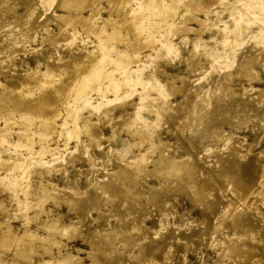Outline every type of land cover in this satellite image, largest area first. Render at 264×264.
<instances>
[{"label":"rangeland","instance_id":"rangeland-1","mask_svg":"<svg viewBox=\"0 0 264 264\" xmlns=\"http://www.w3.org/2000/svg\"><path fill=\"white\" fill-rule=\"evenodd\" d=\"M97 1H96L94 6L104 8L100 12V17L107 18V19L111 20L112 22L99 23L98 25L103 27L101 29L104 30L100 34L99 33L94 34L91 32L84 31V30H82V28L79 25L76 26L77 24H75L76 27H74L72 29V32H73V34L75 33L73 37H75L76 39H74L72 37V35H73L72 32H69V33H67V34H70V36L68 35V37L70 39L69 40L67 37V34L65 35L66 32L63 33L62 35L59 34L57 36L55 33L58 30V28H56L57 26L56 25L54 26L55 22L56 23L59 22L57 24H60L62 21H60L58 19H57V21H55L54 18L56 19L57 14L63 13V11L61 9H59L60 7L58 5V4L63 3V1H61V0H45V1L44 0H33V1L32 0H7V2H6L5 0L4 1L0 0V3H1L0 4V6H1L0 7V22H1L0 23V28H1L0 29V88L4 87L2 91L5 90V87H6V90L7 89L9 90V88H11V87H13V88L16 87L18 85V82H17L18 79L21 80V82H19V85H21L20 83H22V80L24 81V76H25L24 73L26 74V73H28V71L31 72L30 70H32V71L36 70V66H37V70L39 72L45 71L46 68H44V66L46 67L47 66L46 64H48L47 62H49V61H50L49 64L53 61V64L55 63L57 65H55V64L52 65V63H51V65L53 67L54 66L55 67L54 68L52 67L53 68V70H51L53 72V73L51 72L52 76L50 74L46 77V80H48L50 83L47 84L48 86L46 85L44 87L45 93H48V92L51 93L53 91V90H51V88L54 89V87L56 86V83H58L57 81L59 79H60V81L62 80L64 82L63 74L68 76V77L65 76L68 79L73 77V79L71 78V80H74V81H71L70 79L65 80L66 82H68V85L72 86V83H73V86H78L79 84L82 85V83H83V85L81 86V88H82L81 92L80 91L74 92V90H71V92H73V94L69 93L70 95L69 96L67 95V98L64 97L61 100H59L60 98L59 99L57 98L60 102L57 100H56L57 103L54 102L53 106L56 105L55 106L56 108L58 106L60 114H59V117H57V119L55 120V123H56L55 129L53 131H51L53 134L49 130H45L43 127H41L40 124L42 123V119L35 118L34 116L29 115V114H20L19 112L16 113V111H14L15 113L13 112L14 113L13 114V113H11L12 105L11 104L9 105V103L7 104V108L11 109V111L9 109V112L11 114H13V115L10 114V116H13L10 118L14 119L17 122H16V124H15V122L13 123L15 125L11 124L12 126H10V128H9V126H7L9 129H7V127H6V136L7 137L5 136V138H6L5 141H7V142H4L5 145H4V143H0V145H1L0 146V159L1 158L4 159V160H2L3 162L0 161V163L3 164V165L0 164L1 165L0 169L4 170V172H5V174H4V172H2L0 170L1 171L0 172V179L2 178L0 180L2 182V183L0 182V185H1L0 190L2 189V187H3L2 191L5 190L2 194H1L2 191L0 192V210H1L0 211V226H2L4 228V226L8 227V225H9L12 232L15 233V231H13V230H16V234H21L24 232L25 229H27L33 233H38L40 235H48L49 232L44 227V223L49 222V219L51 220V218H54V217L56 218L59 215L57 223L60 226L58 224H56L55 229L52 230L53 233H51V235H54L52 237L53 238L55 237L56 241L58 240V238H60V240H58V242L59 241L62 242V243L60 242L61 243L60 250L62 253L68 252V253H71L72 255H75L77 257V258L75 257V260H74L77 263H75L73 261L72 264H82V263L88 264V263H90V261H89L90 258L88 257L87 252L90 251L91 247L88 243V239L85 240L84 239L85 237L80 235L79 232H81V231H85V232L91 231V232L98 233V237H99V238H97L98 242H102V240H103L102 237H105V232H106V236H107V234L111 233L107 236L108 239H107V237L104 238V240H103L104 243L103 242H102L103 244L101 243V245H103L102 249L100 247V250H98V251L96 250L98 253V254H96V256L99 258V256L101 255L102 257H100L99 260H101V262L104 261L105 264H107V263H110V264H123V263L124 264H134V263L135 264H137V263L138 264H142V263L148 264V260L149 261L153 260V261H150L149 264H215V262H216V264H218V262H219V264H241V263L242 264H250V263L256 264V262H257V264H264V259H263L264 258V252H263L264 251V245H263L264 244V236H263L264 235V229H263L264 224H261L262 222H264V211H263L264 205L261 206L264 203V195H263L264 194V180H263L264 179V33L262 32L264 30V11L262 9V8H264V5H263L264 0H194V1L193 0H181V1L180 0H129V2H128V0L127 1L125 0L124 1L125 6L123 4V6L117 7V9L116 8L115 9L110 8V6L107 4V0H97ZM190 1L193 3H191ZM196 1H198V2H196ZM38 2H39V4H38ZM188 3H189V5H188ZM196 3L197 4L199 3L198 6ZM29 4L32 6V8ZM27 5H29V6H27ZM56 6H58L59 8ZM94 6H93V8H95ZM191 6H194L195 8H192ZM7 7H8V9H7ZM10 7H12V8L10 9ZM24 7H26V8H24ZM29 7L31 9L30 11L32 12V13L31 12H29V13L32 14L33 17H32V15L30 16V14L28 12L24 13V11H26V9L29 10ZM122 7H126V9L125 8H123V9L128 14L126 12H123L124 10H122ZM128 7H129V10H128ZM130 7H132V8H130ZM34 9H36V10H34ZM193 9H195L197 11L194 10L195 12H193ZM22 10H24V11L22 12ZM108 11H110V12L108 13ZM14 12H15V14L17 13L16 16H18V17H16V19H18V20H15V18H14L15 16H13ZM40 12H42V13H40ZM52 12H54V14ZM82 13H83V15H87L89 13L88 9H86V11H84ZM138 13H140V15ZM185 14H187V15L190 14L192 16H196V17L204 20V23H203L204 24L203 25L204 30L201 32L189 31V33H188V31H186L185 33L184 32L181 33L178 28H180V26H183V24L187 25L188 28H194L197 30L200 29V27H201L200 24H198L192 20L188 21L187 18L185 19L184 18ZM23 16H25V17H23ZM26 17H27V19H26ZM35 17H36V19H35ZM13 18H14V20H13ZM30 18H32V19H30ZM34 19H35V21H34ZM25 20L27 23H25ZM185 20H186V22H185ZM12 21H16V23H13ZM34 22H36V23H34ZM17 23H18V25L20 24V26L24 25V23H25L26 24L25 28H24L25 30L21 31V28L23 29L24 26L20 27V30H19L17 28V27H19L17 25ZM69 26H72V25H69ZM69 26L65 25V27H66L65 31L68 32L71 29V27L69 28ZM113 26L119 30H118L117 34H115V35L110 34L109 38H108L107 36H105V32L106 31L110 32L111 29L113 28ZM32 27H35V28L31 29ZM43 27L45 29H43ZM26 28H28V29H26ZM96 28H99V27L97 26ZM48 29H50V30L53 29V30L49 31ZM74 30H76L77 32H74ZM80 30H82V31H80ZM20 32L22 33L21 34L22 36L19 34ZM23 32H24V35H26V36H23ZM45 32H47V33L45 34ZM179 33H181V35ZM234 33H236V34H234ZM48 34H50V35H48ZM91 34H93V35H91ZM63 35L66 37V39L63 37ZM27 36L28 37L30 36V37L28 38ZM53 36H56V37L60 36L61 38L55 37V39H54ZM104 37H106V38L104 39ZM63 38H64V40H66L65 42H64V40H62ZM114 38H115V40H113ZM53 39H54V41H53ZM103 39H104V41H103ZM75 40H77V41H75ZM99 40L102 41L100 44L102 46H99V43H100ZM59 41H60V43H59ZM74 41H75V43H74ZM147 41H148V43H147ZM205 41H206V43L209 44V46H205ZM61 42H63V43H61ZM81 42H83V43H81ZM85 42H87L88 44L90 42V45L93 44V46H90L86 43L88 45V47H86L87 45L85 46ZM16 43H17V45H16ZM66 43H67V45H66ZM51 44L53 46H51ZM79 44L80 45L82 44V46H80ZM103 44L104 45L108 44V45L103 46ZM208 44H206V45H208ZM94 45L96 48H98V50H99V48H100V50L104 49L102 51L104 53L106 52L105 53L106 55L103 52L102 53L99 52L100 50L98 51L96 48L94 49L95 51H93V49H91V47L94 48ZM74 46L77 48L75 49ZM201 46L203 47V49ZM81 47H83V48H81ZM84 47L88 48L86 50L87 52L84 51L85 50ZM102 47H104V48H102ZM8 48L10 49V51ZM11 48H12V50H11ZM19 48H20V50H19ZM79 48L81 49V51L79 50ZM198 48L200 50H198ZM1 50H3V51H1ZM51 50H52V52H51ZM74 50L76 53L74 52ZM90 50H92L91 52H93V53H91ZM70 51H71V53H70ZM96 51H97V54H96ZM53 53L56 54L55 55L56 59L53 58V56H54V55H52ZM84 53H86L87 55ZM89 53H91L92 55L91 54L89 55ZM72 54L76 60L74 58H72ZM102 54H104V56H105L104 59L100 58V57H102ZM69 55L72 59L69 57ZM78 55H79V57L80 56H82V57H80V59H79ZM93 55H94V59H93ZM97 55H101V56L98 57ZM91 56H92V58H89ZM248 56H250V57H248ZM57 57H58V59H57ZM84 57H86V59ZM60 59H61V64H60V62H58V61H60ZM63 60H67V61L63 62ZM89 60H93V62L92 61H90V62L95 64L94 69H95L96 73L99 72L101 77H98V76L97 77H88L87 76L86 68L89 64V62H88ZM1 61H2V64H1ZM68 61L69 62L75 61L76 64L78 63V65L75 64V66H74L73 65L74 62L73 63L71 62V64L74 67L72 65L70 66ZM83 61L88 62V64L83 62ZM98 61H99V64H98ZM65 62H68V64H66ZM79 62L82 64H80ZM62 63L65 64V67ZM195 63H197V64H195ZM246 63H248V64H246ZM58 64H60V65L58 66ZM79 64H80V66L81 65H83V66L78 67ZM198 64H199V66H198ZM61 67H63V70L61 69ZM67 67L74 68V70H76V72L74 73L73 70H71L70 72H73V74H75V75L77 74L78 76L77 75L71 76L72 73H69V72L67 73V71L65 70ZM9 68L11 70H14L12 73L13 77L10 75L12 71ZM55 68H56V70L60 69V71L55 70L56 73H54ZM76 68L77 69L79 68V69L77 70ZM80 68L81 69L83 68V70H80ZM247 68H248V70H247ZM20 69H21V72H20ZM9 70H10V72H9ZM84 70H85V72H84ZM16 71H18L19 73L17 74ZM22 71L23 72L26 71V72L23 73ZM77 71H79V72L81 71V73L78 74ZM103 72L104 73L106 72L107 75L104 74ZM242 72H244V73H242ZM1 73L3 74V76ZM4 73L6 75H4ZM102 73L104 74V77H102ZM9 75H10V78H9ZM14 76L16 77V79ZM54 76H58L59 78L57 79V77H54ZM3 77H6V78H3ZM48 77H50L51 79ZM105 77H106V79H105ZM52 80H53V82H52ZM55 80H57V81L55 82ZM6 81H10V85L15 83V86H14V84L12 86L7 85V84H9V82H6ZM62 81H61V83H62ZM69 81H71V84H69L70 83ZM100 81H102V82H100ZM51 82L54 83L55 85H53ZM66 82H64V83L67 84ZM87 82L88 83L90 82V83L88 84ZM110 83H111V86H110ZM23 84H22V89H21V86L19 87V85H18L16 87V91H17V88L19 87L18 91L20 90L19 91L20 93H22V92L24 93L25 91H27L30 88L28 85H27V87H26V85L23 86ZM115 84H117V85H115ZM118 85H119V87H118ZM24 87H26V88H24ZM86 87H87V89L89 88L91 90V92L89 91V89L86 90ZM115 87H117V89ZM175 88L176 89L178 88L177 89L178 91L173 90ZM179 88H181V89H179ZM1 89H0V91H1ZM108 89H110V90H108ZM183 89H185V90H183ZM221 89H222V91H224V90L226 91V92L224 91L226 93V95L224 94V92L221 91ZM253 89L255 92L253 91ZM30 90L31 91L33 90L34 95L36 94L38 96L37 93H39V90L37 88L36 89L30 88L28 91H30ZM180 90H182V91H180ZM192 90L195 92H193ZM200 90L202 91L201 94H200V92H201ZM219 90L224 95L221 94ZM7 91H5L3 93L0 92V96H2L1 94H5ZM173 92H174V94L171 95V93H173ZM207 92H208V94H207ZM215 92L219 94L220 98L218 97V94H216ZM228 92H230V94H228ZM53 93L54 92H52V94ZM192 94L195 97L192 96ZM185 95H187V96H185ZM197 95H199L198 96L199 98L197 97ZM201 95H202V97H201ZM204 95H205V97H206V95L207 96L209 95L208 97H206V100H205V97H203ZM221 95H222V97H221ZM228 95H229V98H228ZM212 97H214V98H212ZM215 97H217L218 99H216ZM224 97L226 99L225 101H227V98L229 99V101H227V103L223 102ZM231 97L233 99V101H232L233 103L230 101ZM200 98H203V99H200ZM209 98L210 99L212 98V99L209 100ZM155 99H156V101H155ZM181 99H183V100H181ZM213 99H214V101H213ZM215 99H216V101H215ZM219 99H221V101L222 100L223 101L221 102V101H219ZM196 100H197V102H196ZM199 100L200 101L202 100L201 105H199L200 104ZM183 101H188V102L186 104V102H183ZM189 101H190V103H191V101L195 102L194 104H196V106L193 105V103H191V105H189ZM205 101H206L208 109L206 108V104L204 103ZM234 101H235V103H234ZM148 102L151 103L150 107L148 106L149 105ZM182 102L186 105H184ZM216 102L218 104H216ZM219 102H221V104L225 103L224 105L222 104L223 106H227L228 104L229 105L227 107L222 108L221 106H219V105H221ZM228 102H230V103H228ZM146 104H148V105H146ZM203 104H205V106ZM209 104L210 105L212 104V106L209 107L208 106ZM8 105H9V107H8ZM175 105H177V106H175ZM187 105H189V106L186 107ZM53 106L51 108H55ZM173 106H174V108H173ZM183 106H185L186 108ZM215 107H216V110H218L217 111L218 113H216V110L214 112ZM7 108L5 107L4 109L7 110ZM151 108H154L156 113L155 112L153 113L154 109H153V111H151L150 110ZM197 108L200 110H197ZM218 108L219 109L222 108V109H220V111L223 110L222 113H219L220 111ZM231 108H233L232 110H234V111H232ZM4 109L1 110L2 112L0 111L1 112L0 113V119H1L0 120V128H2V126H3V128L5 127L4 123L7 121L6 120V118H8L7 115H9L8 110H7V113H8L7 114L4 112L5 111ZM105 109H106V111H105ZM205 109H207V111H205ZM209 109H210V112H209ZM229 109H230V111H229ZM158 110H159V112H158ZM184 110H186V111L184 112ZM195 110H197L198 112L200 111L199 113L202 112L203 114L204 113L205 114L203 115L201 113V115H200V114H198L197 111L195 112ZM226 110H228V112H225ZM123 112H125L124 113L125 115L123 114ZM148 112H150V113H148ZM157 112L159 115L157 114ZM172 112H173V114H172ZM207 112H209V113H207ZM230 112L231 113L235 112V113H233V115L235 116L234 119L232 117L233 115L232 116L230 115L231 114ZM178 113H180V114H178ZM194 113H196L198 115H196ZM213 113H216L217 115L216 114L213 115ZM226 113H228L229 116ZM1 114H2V117H1ZM209 114H210V116H209ZM218 114H221V115H218ZM122 115H124L125 117L124 116L121 117ZM157 115L159 116L158 118H157ZM222 115H225V118H228V119L231 116L232 119L230 118L229 121H227V119L222 117ZM5 116H6V118H4ZM199 116H203V117H200L202 121L200 120V118H197ZM204 116H206V117L209 116V118H206ZM214 116L216 117L215 119H217V117H218V119L215 120ZM63 117L65 119H63ZM172 117H175V118L173 119ZM203 118L205 119L204 121H203ZM253 118H255V119H253ZM2 119H3V121H2ZM21 119H24V120H21ZM157 119H159V120L157 121ZM220 119H221V122H219ZM125 120H126V125L124 122ZM129 120L130 121L132 120V121L130 122ZM193 120H195V121H193ZM211 120H212V122L214 121L215 124H217L218 122L219 123L217 125H215L214 123L211 122ZM231 120H234V121H231ZM117 121H118V123H117ZM121 121H122V123H120ZM142 121H143V123H142ZM155 121H157L158 124H156ZM196 121L198 124L196 123ZM215 121H218V122H215ZM205 122H207V123L204 124ZM208 122H210V124ZM19 123H20V125H19ZM136 123H137V125H135ZM191 123H193L192 124L193 126L191 125ZM90 124L93 127L91 126V128H90ZM133 124L135 125V127H139L141 129L143 128V129H145L146 132L148 131L146 133L147 135H145V134L144 135H140V134L138 135V133L134 134L136 128L133 126ZM185 124H187V125L185 126ZM196 124H197V128L195 127ZM124 125H125V127H124ZM205 125H207V127L209 126L207 128L208 130L205 128L206 127ZM20 126H21V130L25 131L26 133L28 132V136H29V139H28L29 141L27 140L25 143L18 144L22 147L16 146L17 145L16 141H18V137H17L18 135L17 134L19 133V131L21 132V130L19 129ZM23 126H24V128H23ZM86 126H87V128H86ZM184 126H185V128H184ZM190 126H192V127H190ZM202 126H203V128H202ZM211 126L212 127L214 126V127L211 128ZM59 127H60V129H59ZM127 127H129V130ZM130 127H132V129ZM216 127L218 128V131L216 130L217 129ZM93 128H95L94 130H96V132H94V130L93 131L90 130ZM210 128L213 131H214V129L217 131L216 133L214 131V136H213L212 130L208 134ZM86 129H88L90 131H87ZM203 129H205V133H203L204 132ZM190 130L191 131L193 130V131L191 132ZM8 131H10L9 136H8ZM196 131H198L199 134L198 133L196 134ZM129 132H130V134H129ZM41 133H43V134L41 135ZM192 133H193V135H192ZM206 133H207V135L204 136ZM92 135L95 137H92ZM208 135H210V137H208ZM40 136H41V138H40ZM186 137H188V138L186 139ZM203 137H204V141L201 140V139H203ZM207 137H208V139H207ZM213 137H215L217 140L214 139ZM7 138H8V140H7ZM205 139H207V141ZM209 139H211V140H209ZM189 140H191V141L188 142ZM214 140L216 142L215 144H214ZM209 141L213 144H211ZM14 142H15V144H14ZM180 142H183V143H180ZM204 142H205V144H204ZM233 142H235V144ZM240 142L242 143L241 144L242 146L244 144L243 149H242V146L240 145ZM6 143H8V144H6ZM12 143L15 145L14 148H13ZM136 143H138V144H136ZM163 144L167 147V149L163 148ZM184 144H186V146ZM247 144L250 146H253V147H250ZM229 145H231V147H233L232 149L235 150V152H237L238 155H237V153H233V150L231 149V147H229ZM235 145L236 146L238 145V149ZM239 145L241 147H239ZM26 146H28V147H26ZM215 146H217V147H215ZM41 147H43L44 149H42ZM75 147L77 150L75 149ZM199 148H200V150H199ZM202 148H203V150H201ZM159 150H163V151L159 152ZM39 151H40V153H38ZM165 151L166 152L168 151L170 154L168 152L166 153ZM247 151H249V152H247ZM9 152H11V153H9ZM161 152H164V153L161 154ZM189 152L192 156L189 154ZM225 152L226 153L228 152V153L226 154ZM229 152H230V154H229ZM214 154L216 155L215 157H214ZM169 155H170V157H169ZM196 155H197V157H196ZM229 155L231 156V158L233 160L230 159ZM233 155H235V157ZM9 156H10V159L8 158ZM217 156H219V157H217ZM4 157L6 158V160ZM11 157L17 158V160L18 159H20V160L18 162L15 159V161L13 160V162H11V160L13 159ZM165 157L167 160H171L173 163L171 161H167L165 159ZM171 157H172V159H170ZM188 157L191 158L192 161H190L191 159L189 160ZM236 157H238V158H236ZM175 158H177L178 160ZM213 158H215V161L217 162V165L214 164V165H216L215 168L213 165V163H215V161H213L214 160ZM217 158H218V160H217ZM7 159H9V160H7ZM136 159L138 161H136ZM173 159H175L174 160L175 163H174ZM120 160L123 162H120ZM161 160H164L163 161L164 163H162ZM180 160H182V163H180L181 162ZM185 160H187V161H185ZM236 160H237V162H236ZM127 161L128 162L134 161L135 164L134 163L133 164L128 163ZM155 161L158 162V164H160V165L162 163L164 165V167H163V165H161L162 166L161 167L158 164L156 166ZM231 161H234V162L232 163ZM7 162L9 164L11 163V166H9L11 168L10 172H9V167H6L9 165ZM167 162L169 164L170 163L174 164L175 166H178L181 169H184L183 167L188 166L190 162H192V163L194 162V163H193V165H192V163H190V165L187 167L188 169L190 168L189 170H186L187 168H185L188 175L186 173H185V175H183L185 172L184 170H182L181 173L180 172H173L172 173L173 175H172L171 171L169 169V164ZM247 162L249 165L247 164ZM116 163H118L119 165L118 164L116 165ZM255 163L257 166L255 165ZM145 164L147 165V167ZM177 164H180V165H177ZM230 164H233L234 166L233 165L230 166ZM240 164H241V166H240ZM134 165H135V167L136 166L140 167V168L139 167H136V168L138 170H141V172L137 170L139 172V175H141V176L135 175V174H138V172L136 171ZM191 165H192V168H191ZM210 165L211 166L213 165V167H211ZM259 165H260V167H259ZM115 166L117 167V168H115V169H117L116 171L114 169ZM121 166H123L122 168L124 171L122 170V168H120ZM131 166H133V167L131 168ZM154 166L159 167V168L157 169ZM217 166H218V168H217ZM236 167H238V168H236ZM254 167L257 168L258 170L255 169ZM5 168H6V170H5ZM128 168L129 169L131 168L130 169L131 173H130V170ZM133 168L135 169L136 172L133 171L134 170ZM153 168L156 170H154ZM211 168H212V170H215V171H212ZM219 168H221V169H219ZM231 168H233V169H231ZM36 170H39V171L36 172ZM118 170H120V173L122 172L121 177H120ZM244 170H245V172H243ZM163 171H164V173H163ZM190 171L191 172L194 171L195 175L193 173H190L191 176L193 174L194 177L186 179L188 176L191 177L189 174ZM196 171H197V173H196ZM231 171H233V172H231ZM253 171H255V172H253ZM227 172H228V175H227ZM260 172H262V173H260ZM124 173H125V175L127 174L126 178H128V177H130V178H128L126 180V178H124V176H125ZM132 173H134L135 176H133ZM158 173L159 174L161 173V174L159 175ZM229 173H230V175H229ZM242 173L244 176L240 175ZM254 173H256L255 176H254ZM144 174H146L147 176ZM178 174H180V175H178ZM236 174H238V175H236ZM162 175H165V177L167 175V178L165 179V177ZM217 175H218V177H217ZM219 175H221L220 178H219ZM225 175H226V177H225ZM246 175H248V177H246ZM169 176H172L173 178L170 177V178H172V179H170V178H168ZM135 177L136 178L140 177V178H137V179H139V180H137ZM178 177H179V179H178ZM223 177H225V178H223ZM258 177L259 178L261 177V178L259 179ZM105 178L107 179V181L105 180ZM121 178H122V180H121ZM226 178H228V180ZM211 179L213 180V182L211 181ZM237 179L238 180L243 179V180L238 181ZM247 179L249 181H247ZM136 180L138 183L136 182ZM180 180H182V181H180ZM206 180L208 182H206ZM42 181H44V182H42ZM105 181L108 183H105ZM114 181H116L115 185H114ZM120 181H121V185L118 184V183H120ZM122 181H124V182L122 183ZM128 181L129 182L131 181V183H129ZM134 181H135V183H137L136 185H134L135 184ZM97 182L98 183L100 182V183L96 184ZM132 182H133V184H132ZM193 182L195 185L193 184ZM198 182H200V183H198ZM201 182L202 183L204 182L203 186L204 187L206 186L205 188L203 186H200L202 184ZM226 182L227 183L231 182V184L229 185V183H228V185H227ZM244 182H246L245 185H244ZM28 183H29V185H28ZM45 183H46L47 187L49 186L48 187L49 189H47V187H46V189H47L46 191H45V187H44V186H46ZM110 183H112V185ZM215 183H217V184H215ZM242 183H243L244 187L242 186ZM249 183H250V185H248ZM257 183H259L260 185ZM94 184L99 185V186H97L95 188ZM209 184H210V186H208ZM51 185H52V189L50 188ZM100 185H101V187H100ZM103 185L107 189L105 187H103ZM64 186H65L66 190H65ZM72 186H73V188H75V190L72 189ZM160 186L163 187L162 188L163 191L161 190ZM177 186H178V188H177ZM179 186H182L181 187V188H183L182 192H180L181 189ZM189 186H191V187H189ZM251 186L254 188H252ZM25 187H26V189H25ZM34 187H36L37 189ZM39 187H41L42 189ZM43 187H44V189H43ZM53 187L55 190L53 189ZM59 187H61L62 189L60 188V190H59L58 189ZM109 187H111V189L116 188V190L112 189V191H110ZM121 187H123V191H122ZM125 187H127V188H125ZM173 187H176V190ZM194 187L200 188L199 190L204 188L203 191L204 190H206V191L203 192L201 190L199 192L197 190V192H199V193H196V188L194 189ZM245 187H246V189H245ZM255 187H256V189H255ZM88 188H89V190H87ZM129 188H130V190H132V189L133 190L130 191ZM164 188H167V189L169 188V190H171V189H173V190H171L170 194H169V190L167 191ZM207 188H208V191H207ZM28 189H30L29 190L30 192L28 191ZM67 189L69 190V193H66V192H68ZM97 189H99L100 191L102 189H106V190H109L110 192L105 191V190L98 192ZM186 189L188 191H186ZM248 189H249V191H248ZM24 190H25V193L27 192L26 193L27 196L24 194ZM36 190H39L40 193H38V191H36ZM50 190H52V191H50ZM71 190L75 192V193L73 192V194H74L73 196H72ZM80 190H85V191H80ZM125 190L130 191V193L125 192ZM154 190H156V191H154ZM159 190H161V192ZM174 190H175V192L173 193L172 191H174ZM191 190H193V193H191ZM236 190H237V192H236ZM53 191L54 192L57 191V192L54 193ZM87 191H89V192H87ZM116 191L117 192L119 191V193H117ZM134 191H135V193H134ZM157 191H158V193H157ZM166 191L168 193H165ZM183 191H185V193ZM259 191H260V193H259ZM21 192H22V195H21ZM44 192H45V194H44ZM58 192L59 193L61 192L60 195L63 194L61 197H66L68 202H69V200H70V202L69 203L66 202L67 200L65 198L63 199L64 201L66 200L65 202L63 200L61 202V200H60L59 201L60 203L64 202L63 203L64 206H63V205H58L60 203H56L55 201H52L51 197L54 199L55 196L57 195L55 199H57V197L59 198L60 195ZM64 192L66 194H64ZM83 192H84V194H83ZM92 192H94V193H92ZM97 192H98V195L101 197H99L97 195ZM122 192H124L123 195H122ZM159 192L163 195L161 196V194ZM162 192H164V193H162ZM201 192H203L204 195ZM247 192H250L251 194L247 193ZM30 193L32 196L29 195ZM47 193H48V195L50 194V196H48ZM70 193H71V195H70ZM78 193L83 194L80 196H82V197L85 196V197H83V198L81 197L80 198L81 200H80ZM107 193H109L110 195ZM133 193L136 195V196L135 195L132 196V197L135 196V198H134L135 200L133 198L131 200V198H130V196ZM190 193L192 195L195 193L194 196L197 195L196 196L197 200H196V197L194 198V196H193L194 200H192L193 198H192V195ZM228 193H230V194H228ZM41 194H42V198H41ZM51 194H53V196L54 195L55 196L53 197ZM112 194H113V196L115 195L116 198H114L115 196L112 197ZM126 194H127V196H129V198H127ZM153 194H154V196H152ZM158 194L161 196L162 199L159 198L160 196H158ZM166 194H169V195L167 196ZM200 194L203 195L202 198H201ZM252 194H254V195H252ZM28 195H29V197H28ZM102 195L105 199H103ZM119 195H122V196L125 195V197H122V196L119 197ZM137 195H139V196H137ZM140 195H142V196H140ZM186 195H189V196H186ZM199 195H200V197H199ZM107 196H110V197L108 198ZM238 196H240V197H238ZM25 197H27V198L25 199ZM31 197H33V198H31ZM43 197L47 198L49 201ZM117 197H119L120 199L118 198L119 199L118 200ZM154 197H156V198H154ZM39 198H41L42 200H40ZM75 198L77 200H75ZM90 198H92V199H90ZM113 198L117 202H113L114 200H110ZM121 198L125 199L126 201L128 199L127 202L129 204L126 203V201H123V199L121 200ZM151 198H152V200H151ZM199 198H201L202 200L203 199H205V200L199 201ZM249 198H250V200H249ZM15 199L17 200V202L19 200V202L15 203L16 202ZM27 199H31V200H29V202H27L28 201ZM95 199L96 200L99 199V200L96 201ZM100 199H102V201ZM246 199H247V201H246ZM253 199H254V201H253ZM23 200H24V202H23ZM92 200H94V201H92ZM244 200H245V202H244ZM261 200H263V201H261ZM20 201H22L25 204V207H24V204H22ZM84 201L86 202V204ZM87 201L89 204L87 203ZM90 201H92L91 203H93L94 206H93V204L90 203ZM122 201L124 202V204L121 203ZM139 201L142 205L138 209V206H140V203H138ZM195 201H197V203ZM240 201H242V203ZM258 201H260L262 203H259ZM25 202L28 204L31 203V204H29V207L30 206L31 207L29 208L28 204H26ZM40 202H42L43 207L35 210L36 208H34V207L41 206ZM54 202H55V205L53 204ZM72 202H74L73 203L74 205L72 204ZM79 202H80V204H79ZM96 202H97L98 206L96 205ZM254 202H258V203L256 204ZM118 203H119V208H118ZM120 203H121V205L123 204L124 206H121ZM203 203H206V204H203ZM249 203L251 205L253 203L254 205L251 206V205H249ZM65 204L66 205L70 204L69 209ZM75 204H76V207H75ZM78 204H79V206H78ZM99 204H101V205H99ZM20 205H21V207H20ZM22 205H23V207H22ZM56 205H57V207H56ZM112 205H113V208L111 209ZM125 205H126V207H125ZM132 205H133V208H132ZM246 205H247V207H246ZM2 206L5 207V209ZM81 206H82V209H81ZM86 206H88L87 207L88 209L86 208ZM136 206H137V208H136ZM72 207L75 209H71ZM158 207H160V208H158ZM234 207H235V209H234ZM1 208H3L4 211ZM9 208H10V211L8 210ZM135 208H136L137 212L136 211L134 212ZM145 208H147V209H145ZM150 208H152V209H150ZM199 208H201V209H199ZM210 208H211V210H210ZM223 208H225V209H223ZM40 209H41V211H40ZM70 209H71V212H70ZM77 209L79 210L78 212H76ZM132 209H133V211H132ZM205 209H206V211H205ZM236 209H238V210H236ZM34 210L38 211L37 214L39 212L41 213L42 211L47 213V211H48V213H47L48 216L43 215L44 213L42 212L41 214L39 213L40 214V217H39L37 214H35L36 212ZM50 210H51V212H50ZM72 210L73 211L76 210V211L72 213ZM80 210H82V212ZM146 210L150 213L148 214ZM240 210H242V211H240ZM5 211H8V212L6 213ZM83 211H85V212H83ZM108 211H109V213H108ZM126 211H129V212H126ZM139 211L140 212L143 211L145 213L142 212V214L140 213V215H139ZM2 212H5V214H6L5 216H7L8 218L5 216H1L4 214ZM98 212H99V214H98ZM111 212H113V213H111ZM118 212H119V216L122 215L123 217L122 216L119 217L117 215ZM124 212H126V213H124ZM156 212H157V214H156ZM49 213H50V215H49ZM231 213H233V214H231ZM31 214L33 215V221L30 218V217H32ZM126 214H128V216ZM223 214H225V215H223ZM244 214H245V216H244ZM28 215H29V217H28L29 220H31V222H29V223H27L29 220L26 218ZM86 215H88V217ZM99 215H102V216L98 217ZM133 215H134V217H133ZM146 215H148V217ZM241 215L243 217H239ZM12 216L15 219L12 218ZM81 216H83V217H81ZM105 216H106V218H105ZM135 216H137V217H135ZM3 217L6 219L3 220L4 219ZM36 217L37 218L39 217L38 218L39 221L36 220L37 219ZM76 217H77V219L79 217V219L77 220ZM85 217H87V218H85ZM234 217H235V219H233V220L234 221L237 220L236 222L232 221V218H234ZM9 218L10 219L12 218V221ZM45 218H46V220H45ZM82 218H83V220H82ZM103 218H105V220ZM132 218H133V220H132ZM138 218H139V220H138ZM164 218L166 219V221H164ZM230 218H231V220H230ZM236 218H239L240 220L236 219ZM241 218H243L242 221H241ZM99 219L104 220L105 222L104 221L98 222ZM124 219L126 220L125 221L126 223L124 222ZM257 219H259L260 221ZM61 220H62V225L63 226L65 225L64 227L61 226V223H60ZM67 220H68V222H67ZM69 220L70 221L81 220V222L83 224H82V226H80V228L82 230L80 229L78 231H75V229L73 230V227H71V226L69 227L68 226V224L70 222ZM95 220H97L96 223H99V224H96ZM129 220H131L132 222H130ZM161 220H162V222H161ZM250 220L252 222L254 220L255 221H254V223H252V222H250ZM4 221H6V222H4ZM40 221L41 222L43 221V222L40 223ZM133 221H135V222H133ZM256 221H258V222H256ZM21 222L23 224L24 223L25 224L24 225L20 224ZM120 222H121V225L124 223V224H126L125 226H127V227H125L124 224L121 226L119 224ZM129 222L133 223L137 227L134 226L133 224H130ZM139 222H140V224H139ZM38 223H39V225H38ZM232 223H234V224H232ZM237 223L239 224V227H240L243 235L246 234L244 236L248 241L244 238V236L240 232V229L237 228L238 227ZM41 224H43V225H41ZM106 224H107V226H106ZM191 224H192V226H191ZM230 224L233 225V229H232V226ZM243 224H245V225L248 224V225H247V227L244 228ZM85 225H86V228H85ZM96 225L98 227H96ZM117 225L119 228H117ZM131 225H133V227ZM249 225L251 226V228ZM262 225H263V227H260ZM23 226H25V227L21 228ZM35 226H36V228H35ZM88 226H89V228H88ZM241 226H242V228H241ZM248 226H249L250 230H249ZM2 227H0V230H3ZM61 227H62V230L64 231V229H65L64 232H67V233L62 234L63 231L61 230ZM120 227L122 230L120 229ZM129 227H130L129 230L126 229ZM93 228H97L98 230L97 229L94 230ZM114 228H115V230H114L115 232L112 230ZM136 228H137V230H135ZM234 228H236V229H234ZM243 228L246 230H244ZM35 229H36V231H35ZM44 229H46V230H44ZM59 229L61 230V233H60ZM123 229L125 231L127 230L129 233H130L131 229L132 230L134 229V230H133V233H130V235H128L129 233L127 234V231H126V234H125ZM242 229L244 230V232ZM256 229H257V231L260 229V231H258V233H257ZM132 230H131V232H132ZM44 231H45V233H44ZM54 231H55V233H54ZM99 231H101V232H99ZM116 231H117V233H116ZM245 231L247 233H245ZM68 232H69V235H68ZM113 232H114V234H112ZM134 232L137 236L134 234ZM254 233L256 234L255 236H254ZM260 233L262 234V236H260L261 235ZM73 234H75V235H73ZM124 234L126 237L124 236ZM239 234L242 236H240ZM247 234L248 235L250 234L249 236H251L254 239V241H256V242H254L251 237L247 236ZM119 235L120 236L122 235L124 237H122V236L120 237ZM144 235L146 237H144ZM258 235H259V237H258ZM71 236H72V238H70ZM117 236L120 238V239L118 238L120 240V242L117 239ZM256 236H257V240H256V238H254ZM109 237H110V240H109ZM111 237H113L114 239L116 238V240H114L113 238L111 239ZM151 237H153V238H151ZM237 237H239L240 239L239 238L237 239ZM241 237L245 241L242 240ZM125 238H127V241L133 240V243H132V241H128V244H127ZM148 238H150V239H148ZM250 238L252 239L251 241H250ZM80 239H82L83 241ZM170 239H172V240H170ZM121 240H123L122 241L123 243L121 242ZM142 240H143V242L141 243ZM220 240L223 241V243ZM225 240H227V241H225ZM114 241L115 242L118 241L119 245H117V243H115ZM124 241L126 243H124ZM136 241H137V243H136ZM242 241H244V243L240 244ZM84 242H86V243L84 244ZM108 242H111V243H108ZM145 242H147V243H145ZM156 242H157V244H156ZM224 242H226V243L224 244ZM234 242L237 244L239 242L240 243L237 245ZM14 243L16 244L15 246H14ZM19 243L23 244V242H19ZM38 243L35 242V244H34L33 253H34V251H36L37 254H36V257H34L35 253L34 254L32 253L33 255L31 254L33 256V257L31 256V258L29 259L31 261L23 260L22 257L18 256V255L17 256L19 257V259H17L15 261L14 257L11 256V255H13L11 253L13 250L18 249L17 251H19V250L22 251V249L26 248V244L24 243L23 245L20 244L21 245V249H20V245H18L16 242L9 243L10 245L8 244L9 246H7V248L6 247L4 248V246H3L2 249H0V251L7 249L6 251L4 250L3 252H0L1 253L0 254V261L1 260L5 261V264H10L11 262H12L11 264H14V263H16V264L17 263L18 264H22V263L23 264H38L39 261L42 262V260L46 261L49 259V256H47V254L42 255L41 260H39L40 258L37 256L39 253L44 252V249L47 246L46 244H48L51 246V248H50V246H47L46 249L50 248L51 251H53V258H50L49 259L50 263H47V264H58L56 261L59 257L58 253L56 252L57 247L54 248L53 243L51 244L48 241L42 242V244L41 243L38 244ZM43 243H46V244L43 245ZM105 243H108V247H107V244H105ZM131 243L135 247H132ZM143 243L146 244V246ZM255 243L260 245V247L257 245V248H256L257 250L255 249V246H256ZM40 244H41V246H40ZM109 244L111 247L109 246ZM226 244H227V246H226ZM248 244H249V246H248ZM125 245H126V248H125L126 250L124 249ZM128 245L130 247H128ZM152 245L154 246L155 249L152 248ZM0 246H2V245L0 244ZM52 246L54 249L52 248ZM104 246L106 248H103ZM122 246H124V247H122ZM136 246L137 247L139 246L138 249ZM141 246H143V247L140 248ZM225 246L227 249L225 248ZM232 246H236V247L234 248ZM12 247H14V248H12ZM120 247H122V248H120ZM117 248L119 250H117ZM133 248L135 250H133ZM159 248H160V250H158ZM229 248H231V250ZM240 248L242 250H240ZM245 248H246V250L249 248L250 251L248 250V252H246ZM104 249H106V250H104ZM111 249L113 250V253H112ZM114 249H115V251H114ZM127 249H129V250H127ZM225 249L228 251H226ZM233 249H235L236 253L233 252L234 251ZM254 249H255V251H254ZM261 249H263V250H261ZM65 250H67V251H65ZM151 250L153 252H151ZM238 250L241 251V253ZM77 251H78V254H76ZM109 251L111 252L110 254H109ZM121 251L124 253H122ZM125 251H127V252H125ZM147 251H148V253H147ZM251 251H253L252 253L253 254L255 253V254L253 255L251 253ZM107 252H108V254H107ZM128 252H130V253L127 255ZM223 252L225 253V255L223 256L224 258L222 257V260H220L221 259L220 256L224 254ZM226 252H227V254H226ZM232 252L235 254V256ZM237 252H239V254H241V255L239 256ZM102 254H104V255H102ZM106 254L109 256H107ZM112 254H115V255H112ZM117 254L118 255L120 254L121 256L120 255L118 256ZM148 254H151L152 256L147 257V256H149ZM218 254H219V256H218ZM229 254H230V256H229ZM244 254L247 255L248 259L246 258V255H244ZM110 255H112V257ZM130 255H132V257ZM133 255L135 257L137 256L136 257L137 259H135V257ZM256 255H258V256H256ZM17 256H15V258H18ZM56 256H57V258H54ZM103 256H104V258H103ZM125 256H126V258H125ZM226 256H229V257L233 256V257L229 258ZM255 256H256V258H255ZM110 257H111V259H110ZM138 257L140 260L138 259ZM11 258H13L14 261H10ZM116 258L117 259L119 258V259L117 260ZM123 258H125V259H123ZM239 258H241V259H239ZM107 259L109 260V262L107 261ZM115 259H116V261H115ZM121 259L123 260V262ZM228 259H230V260H228ZM238 259L241 262H239ZM51 260L52 261L54 260L56 263L54 261L52 262ZM217 260H219V261H217ZM247 260H249V261H247ZM113 261H114V263H113ZM104 262H103V264H104Z\"/></svg>","mask_w":264,"mask_h":264},{"label":"bare ground","instance_id":"bare-ground-1","mask_svg":"<svg viewBox=\"0 0 264 264\" xmlns=\"http://www.w3.org/2000/svg\"><path fill=\"white\" fill-rule=\"evenodd\" d=\"M3 1H4V0H3ZM5 1L7 2V0H5ZM32 1H33V0H32ZM44 1H45V0H44ZM61 1H63V3L58 4L60 8H59L58 6H56V7H58L59 9H61V10L63 11V13H62V14H57V15H56V19L54 18L55 21H57V19L60 20V21H62L60 24H57V23H59V22H57V23L55 22V24H54V26L56 25V26H57L56 28H58L57 32H55V33H56V36L59 35V34L62 35V34L65 33V32H66V33H65V35H66L67 33L72 32V29H73L74 27L78 26V25H79V26L82 28V30H84V31L91 32V33H94V34H97V33L100 34V33H102L104 30H102L101 28H103V27H101V26L98 25V24H99V23H102V22H103V23H106V22H107V23H108V22H112L111 20H109V19H107V18H102V17H100V12H101L102 9H104V8H103V7H95V6H94L97 0H61ZM124 1H125V0H107V4L110 6V8H114V9L116 8V9H117V7H121V6H123V4L125 3ZM126 1H127V0H126ZM180 1H181V0H180ZM193 1H194V0H193ZM40 2H41V1H40ZM42 2H43V1H42ZM48 2H49V1H48ZM97 2H98V1H97ZM128 2H129V0H128ZM190 2H191V1H190ZM196 2H198V1H196ZM13 3H14V2H13ZM59 3H60V2H59ZM181 3H182V2H181ZM191 3H193V2H191ZM0 4H1V3H0ZM38 4H39V2H38ZM56 4H57V3H56ZM149 4H150V3H149ZM196 4H197V3H196ZM198 4H199V3H198ZM198 4H197V6H198ZM3 5H4V4H3ZM3 5H2V6H3ZM6 5H7V4H6ZM16 5H17V4H16ZM25 5H26V4H25ZM29 5H30V4H29ZM29 5H27V6H29ZM35 5H36V4H35ZM188 5H189V3H188ZM191 5H192V4H191ZM205 5H206V4H205ZM263 5H264V4H263ZM7 6H8V5H7ZM19 6H20V5H19ZM22 6H23V5H22ZM30 6H31V5H30ZM39 6H40V5H39ZM93 6H94L95 8H93ZM124 6H125V4H124ZM182 6H183V5H182ZM182 6H181V7H182ZM199 6H200V5H199ZM259 6H260V5H259ZM0 7H1V6H0ZM8 7H9V6H8ZM8 7H7V9H8ZM13 7H14V6H13ZM186 7H187V6H186ZM189 7H190V6H189ZM191 7H192V8H195L194 6H191ZM201 7H202V6H201ZM3 8H4V7H3ZM5 8H6V7H5ZM11 8H12V7H10V9H11ZM24 8H26V7H24ZM24 8H23V9H24ZM27 8H28V7H27ZM31 8H32V6H31ZM123 8L126 9V7H122V10H124ZM130 8H132V7H130ZM203 8H204V7H203ZM7 9H6V10H7ZM86 9H88V12H89V13H88L87 15H83L82 12L86 11ZM152 9H153V8H152ZM262 9H263V11H264V8H262ZM30 10H31V9H30V7H29V10H28V9H26V11L22 10V12L24 11V13H25V12H26V13H27V12L29 13V12H31ZM34 10H36V9H34ZM40 10H41V9H40ZM128 10H129V7H128ZM128 10H127V11H128ZM156 10H157V9H156ZM186 10H187V9H186ZM194 10H195V9H193V12L197 11V10H195V11H194ZM199 10H200V9H199ZM110 11H111V10H110ZM110 11H108V13H109ZM115 11H116V10H115ZM117 11H118V10H117ZM201 11H202V10H201ZM203 11H204V10H203ZM9 12H10V11H9ZM38 12H39V11H38ZM113 12H114V11H113ZM118 12H119V11H118ZM123 12H126V11L124 10ZM128 12H129V11H128ZM134 12H135V11H134ZM31 13H32V12H31ZM33 13H34V12H33ZM40 13H42V12H40ZM52 13L54 14V12H52ZM115 13H116V12H115ZM119 13H120V12H119ZM126 13H127V12H126ZM184 13H185V12H184ZM19 14H20V13H19ZM29 14H30V13H29ZM127 14H128V13H127ZM138 14L140 15V13H138ZM16 15H17V13L15 14V12H14L13 16H15V17H14L15 20H18V19H16V17H18V16H16ZM22 15H23V14H22ZM27 15H28V14H27ZM31 15H32V14H30V16H31ZM41 15H42V14H41ZM189 15H190V14H189ZM189 15L185 14V15H184V18H185V19L187 18L188 21H189V20H192V21H194V22L200 24V25H201L200 29L197 30V29H194V28H188L187 25H184V24H183V26H180V28L177 27V28L179 29V31H180L181 33H183V32L185 33L186 31H188V33H189V31H192V32H201V31H203V30H204V28H203L204 20H202V19H200V18H198V17H196V16H192V15L189 16ZM3 16H4V15H3ZM51 16H52V15H51ZM20 17H21V16H20ZM23 17H25V16H23ZM23 17H22V18H23ZM32 17H33V15H32ZM46 17H47V16H46ZM118 17H119V16H118ZM118 17H117V18H118ZM182 17H183V16H182ZM14 18H13V20H14ZM52 18H53V17H52ZM138 18H139V17H138ZM167 18H168V17H167ZM24 19H25V18H24ZM26 19H27V17H26ZM30 19H32V18H30ZM30 19H29V20H30ZM35 19H36V17H35ZM35 19H34V21H35ZM20 20H21V19H20ZM22 20H23V19H22ZM133 20H134V19H133ZM114 21H115V20H114ZM12 22H13V23H16V21H12ZM18 22H19V21H18ZM32 22H33V21H32ZM121 22H122V21H121ZM185 22H186V20H185ZM185 22H184V23H185ZM0 23H1V22H0ZM25 23H27L26 20H25ZM25 23H24V25H21V26H20V24L18 25V23H17V25L19 26V27H17V28L20 30V27L24 26L23 29L21 28V31L25 30V29H24V28H25V25H26ZM34 23H36V22H34ZM137 23H138V22H137ZM181 23H182V22H181ZM187 23H188V22H187ZM21 24H22V23H21ZM49 24H50V23H49ZM75 24H77V25L75 26ZM111 24H112V23H111ZM115 24H116V23H115ZM120 24H121V23H120ZM130 24H131V23H130ZM185 24H186V23H185ZM65 25H66V26H67V25H68V26H69V25H72V26H69V28L71 27V29H70L71 31H70V30H69L68 32L65 31V29H66ZM103 25H104V24H103ZM106 25H107V24H106ZM27 26H28V25H27ZM36 26H37V25H36ZM38 26H39V25H38ZM97 26H98L99 28H96ZM28 27H29V26H28ZM131 27H132V26H131ZM10 28H11V27H10ZM33 28H35V27H32L31 29H33ZM46 28H47V27H46ZM67 28H68V27H67ZM77 28H78V27H77ZM205 28H206V27H205ZM0 29H1V28H0ZM2 29H3V28H2ZM6 29H7V28H6ZM26 29H28V28H26ZM43 29H45V28L43 27ZM48 30H49V31H52L53 29H51V30L48 29ZM82 30H80V31H82ZM118 30H119V29H117L116 27L113 26V28L111 29L110 32H108V31L105 32V36H107V37L109 38V35H110V34H111V35H115V34H117ZM132 30H133V29H132ZM16 31H17V30H16ZM29 31H30V30H29ZM43 31H44V30H43ZM46 31H47V30H46ZM26 32H27V31H26ZM26 32H25V33H26ZM74 32H77V31L74 30ZM87 32H86V33H87ZM262 32L264 33V30H263ZM29 33H30V32H29ZM46 33H47V32H45V34H46ZM83 33H84V32H83ZM181 33H179V34L181 35ZM19 34L21 35L22 33L20 32ZM33 34H34V33H33ZM50 34H51V33H50ZM50 34H48V35H50ZM72 34H73V32H72ZM72 34H71V35H72ZM74 34H75V33H74ZM74 34L72 35V37L74 36ZM87 34H88V33H87ZM89 34H90V33H89ZM134 34H135V33H134ZM234 34H236V33H234ZM17 35H18V34H17ZM27 35H28V34H27ZM53 35H54V34H53ZM68 35L70 36V34H67V37H68ZM91 35H93V34H91ZM237 35H238V34H237ZM237 35H236V36H237ZM21 36H22V35H21ZM23 36H26V35H24V32H23ZM56 36H53L54 39H55ZM97 36H98V35H97ZM27 37H28V36H27ZM29 37H30V36H29ZM29 37H28V38H29ZM59 37H60V36H59ZM59 37H56V38H59ZM63 37L66 39V37H65L64 35H63ZM16 38H17V37H16ZM60 38H61V37H60ZM64 38H63L62 40H64ZM73 38L76 39L75 37H73ZM73 38H72V39H73ZM105 38H106V37H104V39H105ZM112 38H113V37H112ZM24 39H25V38H24ZM54 39H53V41H54ZM68 39H69V37H68ZM74 39H73V40H74ZM104 39H103V41H104ZM234 39H235V38H234ZM41 40H42V39H41ZM57 40H58V39H57ZM69 40H70V39H69ZM77 40H78V39H77ZM77 40H75V41H77ZM101 40H102V39H101ZM106 40H107V39H106ZM106 40H105V41H106ZM113 40H115V38H114ZM180 40H181V39H180ZM48 41H49V40H48ZM65 41H66V40H64V42H65ZM75 41H74V43H75ZM83 41H84V40H83ZM150 41H151V40H150ZM150 41H149V42H150ZM13 42H14V41H13ZM16 42H17V41H16ZM19 42H20V41H19ZM26 42H27V41H26ZM26 42H25V43H26ZM50 42H51V41H50ZM68 42H69V41H68ZM68 42H67V43H68ZM71 42H72V41H71ZM99 42H100V43H99V46H102V45H100L102 41L99 40ZM208 42H209V41H208ZM42 43H43V42H42ZM59 43H60V41H59ZM61 43H63V42H61ZM67 43H66V45H67ZM81 43H83V42H81ZM86 43H87V42H85V46L88 44V43H87V44H86ZM147 43H148V41H147ZM229 43H230V42H229ZM23 44H24V43H23ZM104 44H105V43H104ZM104 44H103V46H107V45H108V44H106V45H104ZM134 44H135V43H134ZM149 44H150V43H149ZM195 44H196V43H195ZM195 44H194V45H195ZM206 44H208V43H206V41H205V46H209V44H208V45H206ZM16 45H17V43H16ZM56 45H57V44H56ZM64 45H65V44H64ZM68 45H69V44H68ZM79 45H80V44H79ZM88 45H90V42H89ZM88 45H87L86 47H88ZM96 45H97V44H96ZM27 46H28V45H27ZM51 46H53V45L51 44ZM75 46H76V45H75ZM75 46H74V47H75ZM80 46H82V44H81ZM90 46H93V44L90 45ZM134 46H135V45H134ZM150 46H151V45H150ZM136 47H137V46H136ZM160 47H161V46H160ZM201 47H202V46H201ZM201 47H200V48H201ZM23 48H24V47H23ZM72 48H73V47H72ZM76 48H77V47H75V49H76ZM81 48H83V47H81ZM84 48H85V47H84ZM95 48H96L95 45H94V48L91 47V49H93V51H95V50H94ZM102 48H104V47H102ZM196 48H197V47H196ZM208 48H209V47H208ZM211 48H212V47H211ZM8 49H9V48H8ZM8 49H7V50H8ZM35 49H36V48H35ZM73 49H74V48H73ZM73 49H72V50H73ZM87 49H88V48H85L84 51L87 52V51H86ZM96 49L98 50V48H96ZM108 49H109V48H108ZM110 49H111V48H110ZM202 49H203V47H202ZM11 50H12V48H11ZM19 50H20V48H19ZM29 50H30V49H29ZM39 50H40V49H39ZM77 50H78V49H77ZM79 50L81 51L80 48H79ZM99 50H100V48H99ZM99 50H98V51H99ZM102 50H104V49H102ZM102 50H100L99 52L102 53V52H103ZM106 50H107V49H106ZM198 50H200V49L198 48ZM210 50H211V49H210ZM1 51H3V50H1ZM9 51H10V49H9ZM33 51H34V50H33ZM53 51H54V50H53ZM91 51H92V50H90V52H91ZM159 51H160V50H159ZM212 51H213V50H212ZM252 51H253V50H252ZM51 52H52V50H51ZM74 52H75V50H74ZM201 52H202V51H201ZM54 53H55V52H54ZM54 53L52 54V55H54L53 58H55V55H56V54H54ZM70 53H71V51H70ZM75 53H76V52H75ZM75 53H74V54H75ZM91 53H93V52H91ZM91 53H89V55H90ZM103 53H104V52H103ZM105 53H106V52H105ZM105 53H104V54H105ZM195 53H196V52H195ZM195 53H194V54H195ZM210 53H211V52H210ZM8 54H9V53H8ZM37 54H38V53H37ZM80 54H81V53H80ZM84 54H86V53H84ZM94 54H95V53H94ZM96 54H97V51H96ZM96 54H95V55H96ZM104 54H102V57H100L101 55H97V56L100 57V58H103V59H104V57H105ZM192 54H193V53H192ZM201 54H202V53H201ZM211 54H212V53H211ZM70 55H71V54H70ZM70 55H69V57H70ZM86 55H87V54H86ZM89 55H88V56H89ZM91 55H92V54H91ZM105 55H106V54H105ZM50 56H51V55H50ZM84 56H85V55H84ZM88 56H87V57H88ZM194 56H195V55H194ZM76 57H77V56H76ZM78 57H79V55H78ZM80 57H82V56H80ZM80 57H79V59H80ZM95 57H96V56H95ZM98 57H97V58H98ZM197 57H198V56H197ZM248 57H250V56H248ZM1 58H2V57H1ZM16 58H17V57H16ZM51 58H52V57H51ZM59 58H60V57H59ZM70 58H71V57H70ZM70 58H69V59H70ZM72 58H74V57H73V54H72ZM72 58H71V59H72ZM84 58L86 59V57H84ZM89 58H92V56L89 57ZM89 58H88V59H89ZM3 59H4V58H3ZM55 59H56V58H55ZM57 59H58V57H57ZM74 59H75V58H74ZM85 59H84V60H85ZM93 59H94V55H93ZM95 59H96V58H95ZM103 59H102V60H103ZM258 59H259V58H258ZM67 60H68V59H67ZM67 60H63V62H64V61H67ZM75 60H76V59H75ZM77 60H78V59H77ZM97 60H98V59H97ZM100 60H101V59H100ZM249 60H250V59H249ZM56 61H57V60H56ZM78 61H79V60H78ZM78 61H77V62H78ZM81 61H82V60H81ZM90 61L93 62V60H89V61H88L89 64H88V62L83 61V62H85V63L88 64V66L86 65V66H87V68H86L87 76H88V77H97V76H98V77H101V75L99 74V72L96 73V71H95V69H94V68H95V67H94L95 64H94V63H91ZM8 62H9V61H8ZM49 62H50V61H49ZM49 62H47L48 64H46V65H47L46 67L44 66V68H46V69H45V71H43V72H39V71L37 70V66H36V70H37V71H36V70H33V71L30 70L31 72L28 71V73H26V74L24 73V72H26V71H24V72L22 71V72L24 73L25 76H24V81L22 80V83H20L21 85H19V82H21V80H20V79H18L19 81L17 80L19 87L21 86V89H22V84H23V83H24L23 86L26 85V87H27V85H28V86H29L30 88H32V89H33V88H35V89L37 88V89L39 90V93H37L38 96H37L36 94L34 95L33 90H32V91H31V90L28 91L30 88H29L27 91H25L24 93H23V92L20 93V92H19L20 90L18 91V89H19V87H18V88H17V91H18V92H17V91H16V87H17L18 85H17L16 87H14L15 89H14L13 87H11V88L8 87V88H9V90L7 89L8 91L6 90V87H5V90L2 91L4 87H3V88L1 87V88H2V89L0 88L1 91H2V92L0 91L1 93L5 92V91H7V92H6L5 94H1L2 96H0V97H1V98H0V99H1V100H0V111H1L2 109H4L5 107L7 108V104L9 103V105H10V104L12 105V111H11L10 108H7L8 112H9V109H10L11 113H13L14 111H16V113L19 112L20 114H29V115L34 116L35 118H40V119H42V123L40 124L41 127H43L45 130H49V131L51 132V131H53V130L55 129V125H56L55 120L57 119V117H59V114H60V113H59L60 111H59V109H58V106H57V108L55 107L56 105L53 106L54 102H56V100L59 101V100H61V99L64 98V97L67 98V95H68V96L70 95L69 93H72V94H73V92H71V90H74V92H75V91H76V92H79V91L81 92V89H82L81 86L83 85V83H82V85L79 84L78 86H73V83H72V86H71V85H68V82L65 81L66 79H68V78H66V77H68V76H66L65 74H63L64 77L66 76L65 78L63 77V79H64V82H66L67 84H65L62 80H61V81H62V83H61L60 79H59L58 81L55 80V82L57 81L58 83H56V86H55V87L53 86L54 89L51 88V90H53L52 92H54V93H53V94H52V92H51V93H49V92H48V93H45V92H44V90H45L44 87H45L47 84L50 83L48 80H46V77H47L48 75L51 74V72H52L51 70H53V68L55 67V66H54V67L52 66V65L55 64V63L53 64V61L51 62L52 65H51V63L49 64ZM58 62H60V64H61V59H60V61H58ZM68 62H69V61H68ZM68 62H65V63L68 64ZM71 62H72V61L69 62L70 66L72 65ZM73 62H74L73 65L75 66L76 62H75V61H73ZM73 62H72V63H73ZM95 62H96V61H95ZM133 62H134V61H133ZM191 62H192V61H191ZM236 62H237V61H236ZM262 62H263V61H262ZM262 62H261V63H262ZM79 63H80V62H79ZM193 63H194V62H193ZM1 64H2V61H1ZM60 64H58V66H59ZM62 64H63L64 67H65V64H64V63H62ZM80 64H82V63H80ZM80 64H79L78 67L83 66V65L80 66ZM83 64H84V63H83ZM98 64H99V61H98ZM195 64H197V63H195ZM246 64H248V63H246ZM55 65H57V64H55ZM73 65H72V66H73ZM76 65H78V63H77ZM188 65H189V64H188ZM58 66H57V67H58ZM68 66H69V65H68ZM74 66H73V67H74ZM99 66H100V65H99ZM192 66H193V65H192ZM194 66H195V65H194ZM198 66H199V64H198ZM52 67H53V68H52ZM190 67H191V66H190ZM10 68H11V67H10ZM10 68H9V69H10ZM51 68H52V69H51ZM58 68H59V67H58ZM71 68H72V67H71ZM71 68H70V67H67L65 70L67 71V73H68V72H69V73H72L71 76H73V75H75V74H73V72L75 73L76 70H74V68H72V69H71ZM102 68H103V67H102ZM11 69H12V68H11ZM11 69H10V70H11ZM61 69L63 70V67H61ZM76 69H77V68H76ZM78 69H79V68H78ZM78 69H77V70H78ZM191 69H192V68H191ZM240 69H241V68H240ZM243 69H244V68H243ZM6 70H7V69H6ZM10 70H9V72H10ZM17 70H18V69H17ZM55 70H56V68L54 69V71H55ZM71 70H73V72H70ZM80 70H83V68H82V69L80 68ZM187 70H188V69H187ZM189 70H190V69H189ZM245 70H246V69H245ZM247 70H248V68H247ZM3 71H4V70H3ZM7 71H8V70H7ZM11 71H12V72H11L10 75L13 77L12 73H13L14 70H11ZM56 71H60V69H59V70H56ZM56 71H55L54 73H56ZM1 72H2V71H1ZM16 72H17V74L19 73L18 71H16ZM20 72H21V69H20ZM77 72H78V74L81 73V71H80V72L77 71ZM82 72H83V71H82ZM84 72H85V70H84ZM239 72H240V71H239ZM6 73H7V72H6ZM52 73H53V72H52ZM57 73H58V72H57ZM67 73H66V74H67ZM103 73H104V72H103ZM103 73H102V77H104V74H106V72H105L104 74H103ZM192 73H193V72H192ZM242 73H244V72H242ZM1 74H2V73H1ZM14 74H15V73H14ZM20 74H21V73H20ZM229 74H230V73H229ZM4 75H6V74L4 73ZM10 75H9V78H10ZM22 75H23V74H22ZM53 75H54V74H53ZM68 75H69V74H68ZM76 75H77V74H76ZM76 75H75V76H76ZM106 75H107V74H106ZM241 75H242V74H241ZM2 76H3V74H2ZM20 76H21V75H20ZM51 76H52V74H51ZM77 76H78V75H77ZM87 76H86V77H87ZM232 76H233V75H232ZM232 76H231V77H232ZM14 77H15V76H14ZM22 77H23V76H22ZM54 77H57V79L59 78L58 76H54ZM69 77H70V76H69ZM3 78H6V77H3ZM48 78H50V77H48ZM48 78H47V79H48ZM71 78L73 79V77H71ZM71 78H69V79L71 80ZM77 78H78V77H77ZM83 78H84V77H83ZM108 78H109V77H108ZM15 79H16V77H15ZM50 79H51V78H50ZM61 79H62V78H61ZM69 79H68V80H69ZM97 79H98V78H97ZM102 79H103V78H102ZM105 79H106V77H105ZM4 80H5V79H4ZM9 80H10V79H9ZM11 80H12V79H11ZM120 80H121V79H120ZM50 81H51V80H50ZM71 81H74V80H71ZM71 81H69V82H70L69 84H71ZM109 81H110V80H109ZM111 81H112V80H111ZM184 81H185V80H184ZM6 82H9V84H7V85H10V81H6ZM11 82H12V81H11ZM14 82H15V81H14ZM52 82H53V80H52ZM52 82H51V83H52ZM100 82H102V81H100ZM182 82H183V81H182ZM63 83H64V84H63ZM75 83H76V82H75ZM84 83H85V82H84ZM87 83H88V82H87ZM89 83H90V82H89ZM89 83H88V84H89ZM91 83H92V82H91ZM3 84H4V83H3ZM3 84H2V85H3ZM5 84H6V83H5ZM13 84H14V86H15V83H13ZM13 84H11L10 86H12ZM16 84H17V83H16ZM52 84L55 85L54 83H52ZM2 85H1V86H2ZM115 85H117V84H115ZM115 85H114V86H115ZM214 85H215V84H214ZM47 86H48V85H47ZM110 86H111V83H110ZM26 87H24V88H26ZM118 87H119V85H118ZM180 87H181V86H180ZM183 87H184V86H183ZM24 88H23V89H24ZM115 88L117 89V87H115ZM225 88H226V87H225ZM88 89H89V88H88ZM88 89H87V87H86V90H88ZM177 89H178V88H177ZM177 89L175 88V89H173V90H177ZM179 89H181V88H179ZM206 89H207V88H206ZM250 89H251V88H250ZM46 90H47V89H46ZM108 90H110V89H108ZM111 90H112V89H111ZM183 90H185V89H183ZM187 90H188V89H187ZM238 90H239V89H238ZM251 90H252V89H251ZM89 91L91 92L90 89H89ZM113 91H114V90H113ZM116 91H117V90H116ZM177 91H178V90H177ZM177 91H176V92H177ZM180 91H182V90H180ZM192 91H193V90H192ZM200 91H201V90H200ZM219 91H220V90H219ZM221 91H222V89H221ZM221 91H220V93H221ZM224 91H225V90H224ZM224 91H222V92H224ZM253 91H254V89H253ZM86 92H87V91H86ZM176 92H175V93H176ZM183 92H184V91H183ZM188 92H189V91H188ZM193 92H195V91H193ZM198 92H199V91H198ZM203 92H204V91H203ZM210 92H211V91H210ZM212 92H213V91H212ZM225 92H226V91H225ZM225 92H224V94L226 95ZM239 92H240V91H239ZM241 92H242V91H241ZM247 92H248V91H247ZM254 92H255V91H254ZM123 93H124V92H123ZM180 93H181V92H180ZM201 93H202V91L200 92V94H201ZM215 93H216V92H215ZM87 94H88V93H87ZM172 94H174V92L171 93V95H172ZM188 94H189V93H188ZM193 94H194V93H193ZM193 94H192V96H194ZM205 94H206V93H205ZM207 94H208V92H207ZM209 94H210V93H209ZM211 94H212V93H211ZM216 94H218V93H216ZM221 94H223V93H221ZM224 94H223V95H224ZM228 94H230V92H228ZM253 94H254V93H253ZM75 95H76V94H75ZM140 95H141V94H140ZM190 95H191V94H190ZM195 95H196V94H195ZM232 95H233V94H232ZM157 96H158V95H157ZM159 96H160V95H159ZM185 96H187V95H185ZM185 96H184V97H185ZM188 96H189V95H188ZM198 96H199V95H197V97H198ZM208 96H209V95H208ZM208 96L206 95V97H208ZM214 96H215V95H214ZM216 96H217V95H216ZM230 96H231V95H230ZM251 96H252V95H251ZM72 97H73V96H72ZM194 97H195V96H194ZM201 97H202V95H201ZM203 97H205V95H204ZM206 97H205V100H206ZM210 97H211V96H210ZM218 97H219V94H218ZM221 97H222V95H221ZM234 97H235V96H234ZM57 98H58V99L60 98V99L58 100ZM198 98H199V97H198ZM212 98H214V97H212ZM212 98H211V99H212ZM215 98L218 99L217 97H215ZM219 98H220V97H219ZM228 98H229V95H228ZM228 98H227V101H229ZM252 98H253V97H252ZM255 98H256V97H255ZM183 99H184V98H183ZM183 99H181V100H183ZM196 99H197V98H196ZM200 99H203V98H200ZM207 99H208V98H207ZM211 99L209 98V100H211ZM216 99H215V101H216ZM223 99H224V101H223V100H222V101L227 103V101H225V100H226L225 97H224ZM231 99H232V97H231ZM231 99H230V101L232 102L233 99H232V100H231ZM257 99H258V98H257ZM185 100H186V99H185ZM192 100H193V99H192ZM251 100H252V99H251ZM64 101H65V100H64ZM155 101H156V99H155ZM199 101H200V100H199ZM199 101H198V102H199ZM201 101H202V100H201ZM201 101H200V104H199V105L202 104ZM207 101H208V100H207ZM213 101H214V99H213ZM219 101H221V99H219ZM222 101H221V102H222ZM245 101H246V100H245ZM59 102H60V101H59ZM59 102H58V103H59ZM61 102H62V101H61ZM106 102H107V101H106ZM109 102H110V101H109ZM146 102H147V101H146ZM183 102H186V104H187L188 101H183ZM183 102H182V103H183ZM196 102H197V100H196ZM211 102H212V101H211ZM217 102H218V101H217ZM217 102H216V104H218ZM221 102H219V103L221 104ZM250 102H251V101H250ZM56 103H57V102H56ZM62 103H63V102H62ZM191 103H193V105L196 106V104H194L195 102L191 101ZM191 103H190V101H189V105H191ZM204 103L206 104V101H205ZM207 103H208V102H207ZM214 103H215V102H214ZM214 103H213V104H214ZM228 103H230V102H228ZM232 103H233V102H232ZM234 103H235V101H234ZM148 104H149V105H148ZM148 104H146V105H148V106L150 107V104H151V103L148 102ZM167 104H168V103H167ZM179 104H180V103H179ZM183 104H184V103H183ZM183 104H182V105H183ZM186 104H184V105H186ZM205 104H203V105L205 106ZM222 104L224 105L225 103H222ZM222 104L219 105V106H221L222 108L227 107V106L229 105V104H228L227 106H223ZM247 104H248V103H247ZM9 105H8V107H9ZM51 105H52L53 107H55V108H51V107H52ZM60 105H61V104H60ZM129 105H130V104H129ZM146 105H145V106H146ZM189 105H187L186 107H188ZM193 105H192V106H193ZM199 105H198V106H199ZM214 105H215V104H214ZM233 105H234V104H233ZM233 105H232V106H233ZM166 106H167V105H166ZM175 106H177V105H175ZM178 106H179V105H178ZM208 106L210 107V106H212V104H211V105L209 104ZM230 106H231V105H230ZM230 106H229V107H230ZM234 106H235V105H234ZM60 107H61V106H60ZM146 107H147V106H146ZM146 107H145V108H146ZM183 107H185V106H183ZM186 107H185V108H186ZM190 107H191V106H190ZM216 107H217V106H216ZM216 107L214 108V112H215V110H216ZM50 108H51V109H50ZM134 108H135V107H134ZM173 108H174V106H173ZM178 108H179V107H178ZM178 108H177V109H178ZM185 108H184V109H185ZM191 108H192V107H191ZM191 108H190V109H191ZM195 108H196V107H195ZM204 108H205V107H204ZM206 108L208 109L207 104H206ZM222 108H220V109H222ZM148 109H149V108H148ZM153 109H154V108H151L150 110L153 111ZM188 109H189V108H188ZM207 109H205V111H207ZM218 109H219V108H218ZM220 109H219V111H220ZM227 109H228V108H227ZM232 109H233V108H231V110H232ZM4 110H5V109H4ZM7 110H5L4 112L7 113ZM150 110H149V111H150ZM197 110H200V109L197 108ZM197 110H195V112H196ZM89 111H90V110H89ZM103 111H104V110H103ZM105 111H106V109H105ZM169 111H170V110H169ZM185 111H186V110H184V112H185ZM191 111H192V110H191ZM193 111H194V110H193ZM202 111H203V110H202ZM212 111H213V110H212ZM217 111H218V110H216V113H218ZM222 111H223V110H222ZM222 111H220L219 113H222ZM229 111H230V109H229ZM232 111H234V110H232ZM240 111H241V110H240ZM1 112H2V111H1ZM1 112H0V113H1ZM125 112H126V111H125ZM125 112H123V114H124ZM154 112H155V109H154L153 113H154ZM158 112H159V110H158ZM158 112H157V114H158ZM174 112H175V111H174ZM189 112H190V111H189ZM197 112H198V111H197ZM199 112H200V111H199ZM199 112H198V114L201 115L202 112H201V113H199ZM209 112H210V109H209ZM209 112H207V113H209ZM225 112H228V110H226ZM258 112H259V111H258ZM11 113L9 112V115H7V117H8L9 119L6 118V116L4 117V118H6L7 121H6V122L4 121V122H5V123H4V124H5V125H4L5 127L3 128V126H2V128H0V143L7 142V141H5V139H6V138H5V136H6V127L9 126V128H10V126H12L11 124H13L14 122H15V124H16V122H17V121H15L14 119L10 118V117H13V116H10ZM14 113H15V112H14ZM14 113H13V114H14ZM148 113H150V112H148ZM155 113H156V112H155ZM169 113H170V112H169ZM207 113H206V114H207ZM216 113H213V115L216 114ZM230 113H231V112H230ZM233 113H235V112H233ZM233 113H231L230 115L232 116ZM7 114H8V113H7ZM13 114H11V115H13ZM172 114H173V112H172ZM178 114H180V113H178ZM189 114H190V113H189ZM194 114H196V113H194ZM198 114H196V115H198ZM202 114H203V113H202ZM204 114H205V113H204ZM204 114H203V115H204ZM211 114H212V113H211ZM226 114L228 115V113H226ZM5 115H6V114H5ZM124 115H125V114H124ZM124 115H122L121 117H123ZM158 115H159V114H158ZM158 115H157V118L159 117ZM183 115H184V114H183ZM192 115H193V114H192ZM216 115H217V114H216ZM218 115H221V114H218ZM227 115H226V116H227ZM235 115H236V114H235ZM253 115H254V114H253ZM262 115H263V114H262ZM100 116H101V115H100ZM161 116H162V115H161ZM161 116H160V117H161ZM193 116H194V115H193ZM206 116H207V115H206ZM206 116H204V117H206ZM209 116H210V114H209ZM209 116L206 117V118H209ZM211 116H212V115H211ZM228 116H229V115H228ZM231 116H230V118L232 119V117H233V119H234L235 116H234V115H233L232 117H231ZM257 116H258V115H257ZM1 117H2V114H1ZM84 117H85V116H84ZM119 117H120V116H119ZM124 117H125V116H124ZM183 117H184V116H183ZM185 117H186V116H185ZM188 117H189V116H188ZM195 117H196V116H195ZM195 117H194V118H195ZM200 117H203V116H199V117H197V118H200ZM222 117L225 118V115H222ZM4 118H3V119H4ZM172 118L174 119L175 117H172ZM215 118H216V117L214 116V119H215ZM230 118H229V119H230ZM237 118H238V117H237ZM3 119H2V121H3ZM63 119H65V118L63 117ZM120 119H121V118H120ZM159 119H160V118H159ZM159 119H157V121H158ZM185 119H186V118H185ZM190 119H191V118H190ZM212 119H213V118H212ZM217 119H218V117H217ZM217 119H215V120H217ZM225 119H227V121H229L228 118H225ZM253 119H255V118H253ZM0 120H1V119H0ZM19 120H20V119H19ZM21 120H24V119H21ZM107 120H108V119H107ZM196 120H197V119H196ZM200 120H201V118H200ZM204 120H205V119L203 118V121H204ZM207 120H208V119H207ZM207 120H206V121H207ZM237 120H238V119H237ZM261 120H262V119H261ZM122 121H123V120H122ZM122 121H121L120 123H122ZM129 121H130V120H129ZM131 121H132V120H131ZM131 121H130V122H131ZM157 121H155L156 124H158ZM180 121H181V120H180ZM193 121H195V120H193ZM201 121H202V120H201ZM208 121H209V120H208ZM231 121H234V120H231ZM239 121H240V120H239ZM124 122H125V125H126V120H125ZM130 122H129V123H130ZM184 122H185V121H184ZM189 122H190V121H189ZM211 122H212V120H211ZM215 122H218V121H215ZM219 122H221V119H220ZM219 122H218V123H219ZM223 122H224V121H223ZM236 122H237V121H236ZM244 122H245V121H244ZM64 123H65V122H64ZM114 123H115V122H114ZM117 123H118V121H117ZM120 123H119V124H120ZM142 123H143V121H142ZM193 123H194V122H193ZM193 123H191V125H192ZM196 123H197V121H196ZM206 123H207V122H205L204 124H206ZM208 123L210 124V122H208ZM212 123H214V121H213ZM218 123H217V124H218ZM237 123H238V122H237ZM15 124H13V125H15ZM22 124H23V123H22ZM95 124H96V123H95ZM194 124H195V123H194ZM197 124H198V123H197ZM197 124H196V126H195L196 128H197ZM214 124H215V123H214ZM217 124H215V125H217ZM220 124H221V123H220ZM231 124H232V123H231ZM19 125H20V123H19ZM19 125H18V126H19ZM88 125H89V124H88ZM125 125H124V127H125ZM135 125H137V123H136ZM135 125L133 124L134 127H135ZM186 125H187V124H185V126H186ZM199 125H200V124H199ZM91 126H92V125L90 124V128H91ZM110 126H111V125H110ZM112 126H113V125H112ZM142 126H143V125H142ZM185 126H184V128H185ZM192 126H193V125H192ZM192 126H190V127H192ZM205 126H206V127H205L206 129L209 127V126L207 127V125H205ZM253 126H254V125H253ZM92 127H93V126H92ZM95 127H96V126H95ZM140 127H141V126H140ZM195 127H194V128H195ZM198 127H199V126H198ZM213 127H214V126H213ZM213 127L211 126V128H213ZM9 128L7 127V129H9ZM23 128H24V126H23ZM86 128H87V126H86ZM127 128H128V130H129V127H127ZM130 128L132 129V127H130ZM135 128H136V129H135ZM135 128H134V129H135L134 134H135V133H138V135H139V134H140V135H144V134L147 135L146 133H147L148 131L146 132L145 129H143V128L141 129V128H139V127H135ZM188 128H189V127H188ZM194 128H193V129H194ZM202 128H203V126H202ZM211 128H210L208 134L211 132V130H212ZM216 128H217V127H216ZM235 128H236V127H235ZM19 129L21 130V126H20ZM19 129H18V130H19ZM59 129H60V127H59ZM94 129H95V128L90 129V130L93 131ZM189 129H190V128H189ZM189 129H188V130H189ZM200 129H201V128H200ZM23 130H24V129H23ZM86 130H87V131H90V130H88V129H86ZM182 130H183V129H182ZM203 130H204L203 133H205V129H203ZM203 130H202V131H203ZM207 130H208V129H207ZM207 130H206V131H207ZM216 130L218 131V128H217ZM216 130L214 129L215 133L217 132ZM234 130H235V129H234ZM237 130H238V129H237ZM131 131H132V130H131ZM150 131H151V130H150ZM190 131H191V130H190ZM192 131H193V130H192ZM192 131H191V132H192ZM199 131H200V130H199ZM212 131H213V130H212ZM214 131L212 132V133H213V136H214ZM9 132H10V131H8V136H9ZM17 132H18V131H17ZM94 132H96V130H94ZM127 132H128V131H127ZM239 132H240V131H239ZM51 133H52V132H51ZM86 133H87V132H86ZM197 133H198V131H196V134H197ZM10 134H11V133H10ZM16 134H17V133H16ZM42 134H43V133H41V135H42ZM52 134H53V133H52ZM87 134H88V133H87ZM89 134H90V133H89ZM91 134H92V133H91ZM129 134H130V132H129ZM150 134H151V133H150ZM198 134H199V133H198ZM217 134H218V133H217ZM17 135H18V136H17V137H18V141H16V142H17V143H16V144H17L16 146H18V147H22V146H20V145H18V144H20V143H25V142L29 139L28 132L26 133L25 131H22V130H21V132L19 131V133H18ZM96 135H97V134H96ZM192 135H193V133H192ZM202 135H203V134H202ZM202 135H201V136H202ZM206 135H207V133H206L204 136H206ZM215 135H216V134H215ZM216 136H217V135H216ZM216 136H215V137H216ZM221 136H222V135H221ZM6 137H7V136H6ZM17 137H16V138H17ZM92 137H95V136L92 135ZM92 137H91V138H92ZM96 137H97V136H96ZM190 137H191V136H190ZM208 137H210V135H208ZM208 137H207V139H208ZM215 137H213V138L216 139ZM219 137H220V136H219ZM231 137H232V136H231ZM236 137H237V136H236ZM8 138H9V137H8ZM8 138H7V140H8ZM40 138H41V136H40ZM139 138H140V137H139ZM139 138H138V139H139ZM145 138H146V137H145ZM187 138H188V137H186V139H187ZM199 138H200V137H199ZM205 138H206V137H205ZM226 138H227V137H226ZM93 139H94V138H93ZM143 139H144V138H143ZM146 139H147V138H146ZM148 139H149V138H148ZM207 139H205V140L207 141ZM242 139H243V138H242ZM9 140H10V139H9ZM144 140H145V139H144ZM182 140H183V139H182ZM199 140H200V139H199ZM201 140L204 141V137H203V139H201ZM201 140H200V141H201ZM209 140H211V139H209ZM212 140H213V139H212ZM216 140H217V139H216ZM235 140H236V139H235ZM240 140H241V139H240ZM28 141H29V140H28ZM145 141H146V140H145ZM183 141H184V140H183ZM190 141H191V140H189L188 142H190ZM203 141H202V142H203ZM9 142H10V141H9ZM209 142H210V141H209ZM212 142H213V141H212ZM238 142H239V141H238ZM32 143H33V142H32ZM180 143H183V142H180ZM207 143H208V142H207ZM210 143H211V142H210ZM215 143H216V142H215V140H214V144H215ZM233 143L235 144V142H233ZM6 144H8V143H6ZM14 144H15V142H14ZM14 144L12 143L13 148L15 147ZM136 144H138V143H136ZM166 144H167V143H166ZM169 144H170V143H169ZM204 144H205V142H204ZM211 144H213V143H211ZM221 144H222V143H221ZM231 144H232V143H231ZM236 144H237V143H236ZM238 144H239V143H238ZM241 144H242V143L240 142V145H241ZM245 144H246V143H245ZM4 145H5V143H4ZM23 145H24V144H23ZM79 145H80V144H79ZM184 145L186 146V144H184ZM184 145H183V146H184ZM240 145H239V147L242 146V145H241V146H240ZM247 145H248V144H247ZM0 146H1V145H0ZM75 146H76V145H75ZM152 146H153V145H152ZM158 146H159V145H158ZM158 146H157V147H158ZM202 146H203V145H202ZM235 146H236V145H235ZM243 146H244V144H243ZM243 146H242V149H243ZM248 146H250V145H248ZM26 147H28V146H26ZM77 147H78V146H77ZM157 147H156V148H157ZM160 147H161V146H160ZM215 147H217V146H215ZM226 147H227V146H226ZM229 147H231V145H229ZM236 147H237V149H238V145H237ZM250 147H253V146H250ZM31 148H32V147H31ZM41 148L44 149L43 147H41ZM41 148H40V149H41ZM158 148H159V147H158ZM163 148H164V149H165V148L167 149V147H166L164 144H163ZM232 148H233V147H231V149H232ZM47 149H48V148H47ZM47 149H46V150H47ZM75 149H76V147H75ZM246 149H247V148H246ZM246 149H245V150H246ZM248 149H249V148H248ZM46 150H45V151H46ZM76 150H77V149H76ZM199 150H200V148H199ZM201 150H203V148H202ZM232 150H233V149H232ZM249 150H250V149H249ZM160 151H163V150H159V152H160ZM179 151H180V150H179ZM211 151H212V150H211ZM211 151H210V152H211ZM216 151H217V150H216ZM216 151H215V152H216ZM222 151H223V150H222ZM226 151H227V150H226ZM70 152H71V151H70ZM148 152H149V151H148ZM165 152H166V151H165ZM167 152H168V151H167ZM167 152H166V153H167ZM171 152H172V151H171ZM212 152H213V151H212ZM219 152H220V151H219ZM247 152H249V151H247ZM9 153H11V152H9ZM38 153H40V151H39ZM71 153H72V152H71ZM162 153H164V152H161V154H162ZM168 153H169V152H168ZM213 153H214V152H213ZM225 153H226V152H225ZM225 153H224V154H225ZM227 153H228V152H227ZM227 153H226V154H227ZM233 153H237V152H235V150H233ZM4 154H5V153H4ZM4 154H3V155H4ZM83 154H84V153H83ZM115 154H116V153H115ZM169 154H170V153H169ZM180 154H181V153H180ZM189 154H190V152H189ZM220 154H221V153H220ZM229 154H230V152H229ZM70 155H71V154H70ZM164 155H165V154H164ZM184 155H185V154H184ZM190 155H191V154H190ZM217 155H218V154H217ZM237 155H238V153H237ZM237 155H236V156H237ZM241 155H242V154H241ZM250 155H251V154H250ZM262 155H263V154H262ZM38 156H39V155H38ZM79 156H80V155H79ZM141 156H142V155H141ZM182 156H183V155H182ZM186 156H187V155H186ZM191 156H192V155H191ZM215 156H216V155L214 154V157H215ZM220 156H221V155H220ZM222 156H223V155H222ZM229 156H230V155H229ZM229 156H228V157H229ZM233 156L235 157V155H233ZM253 156H254V155H253ZM14 157H15V156H14ZM16 157H17V156H16ZM166 157H167V156H166ZM166 157H165V159H166ZM169 157H170V155H169ZM172 157H173V156H172ZM172 157H171L170 159H172ZM194 157H195V156H194ZM196 157H197V155H196ZM217 157H219V156H217ZM228 157H227V158H228ZM259 157H260V156H259ZM4 158H5V157H4ZM8 158L10 159V156H9ZM11 158H13V157H11ZM19 158H20V157H19ZM112 158H113V157H112ZM158 158H159V157H158ZM220 158H221V157H220ZM223 158H224V157H223ZM236 158H238V157H236ZM260 158H261V157H260ZM9 159H7V160H9ZM15 159L17 160V158H13V159L11 160V162H13V160L15 161ZM137 159H138V158H137ZM137 159H136V161H138ZM139 159H140V158H139ZM146 159H147V158H146ZM161 159H162V158H161ZM175 159H177V158H175ZM175 159H173V161H174ZM180 159H181V158H180ZM182 159H183V158H182ZM186 159H187V158H186ZM188 159L190 160L191 158L188 157ZM188 159H187V160H188ZM193 159H194V158H193ZM198 159H199V158H198ZM211 159H212V158H211ZM213 159H214L213 161H215V158H213ZM221 159H222V158H221ZM230 159H232L231 156H230ZM250 159H251V158H250ZM2 160H4V159L1 158L0 161H2ZM5 160H6V158H5ZM19 160H20V159H18L17 161L19 162ZM156 160H157V159H156ZM166 160H167V159H166ZM177 160H178V159H177ZM187 160H185V161H187ZM207 160H208V159H207ZM217 160H218V158H217ZM227 160H228V159H227ZM232 160H233V159H232ZM239 160H240V159H239ZM242 160H243V159H242ZM248 160H249V159H248ZM248 160H247V161H248ZM257 160H258V159H257ZM67 161H68V160H67ZM140 161H141V160H140ZM157 161H158V160H157ZM163 161H164V160H161L162 163H164ZM167 161H171V160H167ZM180 161H181V162H180ZM180 161H179V162L182 163V160H180ZM185 161H184V162H185ZM190 161H192V159H191ZM210 161H211V160H210ZM225 161H226V160H225ZM225 161H224V162H225ZM243 161H244V160H243ZM2 162H3V161H2ZM115 162H116V161H115ZM120 162H123V161L120 160ZM127 162H128V161H127ZM145 162H146V161H145ZM171 162H172V161H171ZM177 162H178V161H177ZM184 162H183V163H184ZM211 162H212V161H211ZM220 162H221V161H220ZM231 162L233 163L234 161H231ZM236 162H237V160H236ZM236 162H235V163H236ZM239 162H240V161H239ZM7 163H8V162H7ZM109 163H110V162H109ZM128 163H132V164H133L134 161H130V162H128ZM141 163H142V162H141ZM155 163H156V166H157L158 162L155 161ZM159 163H160V162H159ZM162 163H161V165H163ZM167 163H168V162H167ZM172 163H173V162H172ZM174 163H175V161H174ZM185 163H186V162H185ZM187 163H188V162H187ZM190 163H192V162H190ZM190 163H189V165H190ZM193 163H194V162H193ZM193 163H192V165H193ZM227 163H228V162H227ZM235 163H234V164H235ZM245 163H246V162H245ZM258 163H259V162H258ZM258 163H257V164H258ZM0 164H1V163H0ZM5 164H6V163H5ZM8 164H9V163H8ZM12 164H13V163H12ZM117 164H118V163H116V165H117ZM121 164H122V163H121ZM121 164H120V165H121ZM134 164H135V163H134ZM139 164H140V163H139ZM168 164H169V163H168ZM214 164L217 165V162L215 161V163H213V165H214ZM236 164H237V163H236ZM247 164H248V162H247ZM1 165H3V164H1ZM1 165H0V166H1ZM118 165H119V164H118ZM125 165H126V164H125ZM127 165H128V164H127ZM142 165H143V164H142ZM145 165H146V164H145ZM158 165H160V164H158ZM161 165H160V166H161ZM177 165H180V164H177ZM184 165H185V164H184ZM187 165H188V164H187ZM189 165H188V166H189ZM192 165H191V168H192ZM213 165H212V166L210 165V166L213 167ZM216 165H214V168H215ZM225 165H226V164H225ZM227 165H228V164H227ZM231 165H233V164H230V166H231ZM248 165H249V164H248ZM248 165H247V166H248ZM255 165H256V163H255ZM4 166H5V165H4ZM9 166H11V163H10L8 166H6V167H9ZM128 166H129V165H128ZM181 166H182V165H181ZM188 166L183 167L184 169H181L180 167L175 166L174 164H171V163H170V164H169V169H170V171H171V174H172L173 172H180V173H181L182 170H184L185 172L183 171V172H184L183 175H185V173L187 174L186 170H189V169H190V168H189V169L187 168ZM220 166H221V165H220ZM220 166H219V167H220ZM233 166H234V165H233ZM233 166H232V167H233ZM240 166H241V164H240ZM256 166H257V165H256ZM88 167H89V166H88ZM112 167H113V166H112ZM122 167H123V166H121L120 168H122ZM132 167H133V166H131V168H132ZM134 167H135V165H134ZM136 167H139V166H136ZM136 167H135V169H136V171H137L138 169H137ZM141 167H142V166H141ZM146 167H147V165H146ZM154 167H155V166H154ZM161 167H162V166H161ZM163 167H164V165H163ZM226 167H227V166H226ZM228 167H229V166H228ZM259 167H260V165H259ZM259 167H258V168H259ZM115 168H117V167L115 166L114 169H115ZM131 168H130V169H131ZM139 168H140V167H139ZM155 168L158 169L159 167H155ZM185 168H187V169L185 170ZM217 168H218V166H217ZM236 168H238V167H236ZM254 168H255V167H254ZM10 169H11V168L9 167V172H10ZM24 169H25V168H24ZM124 169H125V168H124ZM128 169H129V168H128ZM130 169H129V170H130ZM133 169H134V168H133ZM133 169H132V170H133ZM135 169H134L133 171H135ZM145 169H146V168H145ZM151 169H152V168H151ZM151 169H150V170H151ZM153 169H154V168H153ZM196 169H197V168H196ZM209 169H210V168H209ZM219 169H221V168H219ZM229 169H230V168H229ZM231 169H233V168H231ZM252 169H253V168H252ZM255 169H257V168H255ZM0 170H1V169H0ZM5 170H6V168H5ZM116 170H117V169H115V171H116ZM120 170H121V169H120ZM120 170H118V171H119V174H120V177H121V173H122V172L120 173ZM122 170H123V168H122ZM142 170H143V169H142ZM150 170H149V171H150ZM154 170H156V169H154ZM193 170H194V169H193ZM211 170H212V168H211ZM216 170H217V169H216ZM223 170H224V169H223ZM223 170H222V171H223ZM235 170H236V169H235ZM235 170H234V171H235ZM242 170H243V169H242ZM257 170H258V169H257ZM259 170H260V169H259ZM1 171L4 172V170H1ZM1 171H0V172H1ZM37 171H39V170H36V172H37ZM123 171H124V170H123ZM133 171H132V172H133ZM136 171H135V172H136ZM138 171L141 172V170H138ZM138 171H137V172H138ZM212 171H215V170H212ZM217 171H218V170H217ZM228 171H229V170H228ZM246 171H247V170H246ZM248 171H249V170H248ZM255 171H256V170H255ZM255 171H253V172H255ZM128 172H129V171H128ZM151 172H152V171H151ZM160 172H161V171H160ZM224 172H225V171H224ZM229 172H230V171H229ZM231 172H233V171H231ZM235 172H236V171H235ZM238 172H239V171H238ZM243 172H245V170H244ZM250 172H251V171H250ZM130 173H131V170H130ZM130 173H129V174H130ZM154 173H155V172H154ZM163 173H164V171H163ZM190 173H193V174L195 175L194 171H192V172L190 171L189 174H190ZM196 173H197V171H196ZM260 173H262V172H260ZM4 174H5V172H4ZM39 174H40V173H39ZM117 174H118V173H117ZM117 174H116V175H117ZM132 174H133V176H135V175H139V172H138V174H135V175H134V173H132ZM152 174H153V173H152ZM152 174H151V175H152ZM158 174H159V173H158ZM160 174H161V173H160ZM160 174H159V175H160ZM193 174H192V176H191V174H190L191 177L188 176L186 179L194 177ZM223 174H224V173H223ZM255 174H256V173H254V176H255ZM124 175H125V173H124ZM124 175H123V176H124ZM126 175H127V174H126ZM126 175L124 176V178L127 177ZM144 175H146V174H144ZM154 175H155V174H154ZM169 175H170V174H169ZM172 175H173V174H172ZM178 175H180V174H178ZM187 175H188V174H187ZM196 175H197V174H196ZM227 175H228V172H227ZM229 175H230V173H229ZM232 175H233V174H232ZM232 175H231V176H232ZM236 175H238V174H236ZM240 175H241V176H244L243 173L240 174ZM251 175H252V174H251ZM111 176H112V175H111ZM117 176H118V175H117ZM130 176H131V175H130ZM139 176H141V175H139ZM146 176H147V175H146ZM162 176L165 177V175H162ZM175 176H176V175H175ZM199 176H200V175H199ZM202 176H203V175H202ZM204 176H205V175H204ZM220 176H221V175H219V178H220ZM258 176H259V175H258ZM158 177H159V176H158ZM170 177H172V176H169L168 178H170ZM196 177H197V176H196ZM200 177H201V176H200ZM217 177H218V175H217ZM225 177H226V175H225ZM225 177H223V178H225ZM228 177H229V176H228ZM246 177H248V175H246ZM250 177H251V176H250ZM17 178H18V177H17ZM103 178H104V177H103ZM124 178H123V179H124ZM128 178H130V177H128ZM128 178H126V180H127ZM132 178H133V177H132ZM135 178H136V177H135ZM135 178H134V179H135ZM137 178H140V177H137ZM137 178H136V179H137ZM166 178H167V175H166L165 179H166ZM172 178H173V177H172ZM172 178H170V179H172ZM204 178H205V177H204ZM230 178H231V177H230ZM241 178H242V177H241ZM258 178H259V177H258ZM260 178H261V177H260ZM260 178H259V179H260ZM1 179H2V178H1ZM1 179H0V180H1ZM29 179H30V178H29ZM178 179H179V177H178ZM183 179H184V178H183ZM197 179H198V178H197ZM217 179H218V178H217ZM226 179L228 180V178H226ZM231 179H232V178H231ZM252 179H253V178H252ZM259 179H258V180H259ZM105 180L107 181L106 178H105ZM121 180H122V178H121ZM124 180H125V179H124ZM137 180H139V179H137ZM137 180H136V182H137ZM194 180H195V179H194ZM202 180H203V179H202ZM202 180H201V181H202ZM223 180H224V179H223ZM237 180H238V179H237ZM237 180H236V181H237ZM241 180H243V179H240V180H238V181H241ZM261 180H262V179H261ZM263 180H264V179H263ZM94 181H95V180H94ZM101 181H102V180H101ZM103 181H104V180H103ZM106 181H105V183H108V182H106ZM108 181H109V180H108ZM117 181H118V180H117ZM132 181H133V180H132ZM180 181H182V180H180ZM196 181H197V180H196ZM209 181H210V180H209ZM211 181L213 182L212 179H211ZM247 181H249V180L247 179ZM254 181H255V180H254ZM259 181H260V180H259ZM0 182H1V181H0ZM31 182H32V181H31ZM37 182H38V181H37ZM42 182H44V181H42ZM115 182H116V181H114V185H115ZM123 182H124V181H122V183H123ZM126 182H127V181H126ZM126 182H125V183H126ZM128 182H129V181H128ZM186 182H187V181H186ZM188 182H189V181H188ZM206 182H208V181L206 180ZM1 183H2V182H1ZM29 183H30V182H29ZM29 183H28V185H29ZM99 183H100V182H99ZM99 183L97 182L96 184H99ZM125 183H124V184H125ZM129 183H131V181H130ZM134 183H135V181H134ZM137 183H138V182H137ZM137 183H135L134 185H136ZM177 183H178V182H177ZM181 183H182V182H181ZM198 183H200V182H198ZM201 183H202V182H201ZM203 183H204V182H203ZM203 183H202L200 186H203ZM209 183H210V182H209ZM228 183H229V185L231 184V182H228ZM228 183L226 182L227 185H228ZM232 183H233V182H232ZM240 183H241V182H240ZM245 183H246V182H244V185H245ZM47 184H48V183H47ZM96 184H94V185H95V188H96L97 186H99V185H96ZM110 184L112 185V183H110ZM118 184L121 185V181H120V183H118ZM124 184H123V185H124ZM132 184H133V182H132ZM190 184H191V183H190ZM193 184H194V182H193ZM205 184H206V183H205ZM215 184H217V183H215ZM223 184H224V183H223ZM226 184H225V185H226ZM233 184H234V183H233ZM237 184H238V183H237ZM255 184H256V183H255ZM257 184H259V183H257ZM38 185H39V184H38ZM38 185H37V186H38ZM40 185H41V184H40ZM43 185H44V184H43ZM45 185H46V183H45ZM48 185H49V184H48ZM104 185H105V184H104ZM104 185H103V187H105ZM114 185H113V186H114ZM116 185H117V184H116ZM126 185H127V184H126ZM177 185H178V184H177ZM194 185H195V184H194ZM194 185H193V186H194ZM213 185H214V184H213ZM213 185H212V186H213ZM218 185H219V184H218ZM239 185H240V184H239ZM248 185H250V183H249ZM259 185H260V184H259ZM0 186H1V185H0ZM3 186H4V185H3ZM65 186H66V185H65ZM65 186H64V188H65ZM118 186H119V185H118ZM208 186H210V184H209ZM242 186H243V183H242ZM242 186H241V187H242ZM254 186H255V185H254ZM31 187H32V186H31ZM41 187H42V186H41ZM41 187H39V188H41ZM44 187H45V191H46L47 189H49V188H48L49 186L47 187V185L44 186ZM44 187H43V189H44ZM46 187H47V189H46ZM67 187H68V186H67ZM90 187H91V186H90ZM100 187H101V185H100ZM103 187H102V188H103ZM123 187H124V186H123ZM123 187H121V188H122V191H123ZM160 187H161V186H160ZM179 187H180V189H181L180 192H182V189H183V188H181L182 186H179ZM189 187H191V186H189ZM203 187H204V186H203ZM205 187H206V186H205ZM205 187H204V188H205ZM231 187H232V186H231ZM243 187H244V186H243ZM251 187H252V186H251ZM6 188H7V187H6ZM34 188H36V187H34ZM34 188H33V189H34ZM50 188L52 189V185L50 186ZM60 188H61V187H59L58 189L60 190ZM92 188H93V187H92ZM92 188H91V189H92ZM105 188H106V187H105ZM109 188H110V191H112V189H115V190H116V188H112V189H111V187H109ZM118 188H119V187H118ZM125 188H127V187H125ZM133 188H134V187H133ZM158 188H159V187H158ZM162 188H163V187H161V190L163 191ZM170 188H171V187H170ZM173 188H175V190H176V187H173ZM177 188H178V186H177ZM195 188H196V193H199L201 190L203 191V189H204V188H203V189L199 190L200 188H198V187H194V189H195ZM201 188H202V187H201ZM209 188H210V187H209ZM211 188H212V187H211ZM225 188H226V187H225ZM252 188H254V187H252ZM2 189H3V187H2ZM2 189L0 190V192L2 191ZM25 189H26V187H25ZM31 189H32V188H31ZM36 189H37V188H36ZM41 189H42V188H41ZM53 189H54V187H53ZM61 189H62V188H61ZM69 189H70V188H69ZM72 189L75 190V188H73V186H72ZM106 189H107V188H106ZM106 189H102V190L109 191V190H106ZM146 189H147V188H146ZM164 189H166L167 191L169 190V188H168V189H167V188H164ZM187 189H188V188H187ZM187 189H186V191H188ZM228 189H229V188H228ZM228 189H227V190H228ZM232 189H233V188H232ZM232 189H231V190H232ZM245 189H246V187H245ZM245 189H244V190H245ZM255 189H256V187H255ZM6 190H7V189H6ZM29 190H30V189H28V191H29ZM54 190H55V189H54ZM65 190H66V188H65ZM87 190H89V188H88ZM97 190H98V192H101V191H102V190L100 191L99 189H97ZM117 190H118V189H117ZM129 190H130V188H129ZM132 190H133V189H132ZM132 190H130V191H132ZM136 190H137V189H136ZM148 190H149V189H148ZM156 190H157V189H156ZM156 190H154V191H156ZM161 190H159V191L161 192ZM171 190H173V189H171ZM171 190H169V194H170V191H171ZM175 190L172 191V192L174 193ZM178 190H179V189H178ZM197 190H198L199 192H197ZM213 190H214V189H213ZM229 190H230V189H229ZM252 190H253V189H252ZM258 190H259V189H258ZM4 191H5V190H4ZM4 191H2L1 194H2ZM33 191H34V190H33ZM36 191H38V193H40L39 190H36ZM41 191H42V190H41ZM43 191H44V190H43ZM48 191H49V190H48ZM50 191H52V190H50ZM57 191H58V190H57ZM57 191H55V192H57ZM67 191H68V192H66V191H65V192H66V193H69V190H68V189H67ZM71 191H72V190H71ZM80 191H85V190H80ZM94 191H95V190H94ZM110 191H109V192H110ZM130 191H126V190H125V192H129V193H130ZM152 191H153V190H152ZM152 191H151V192H152ZM167 191H166L165 193H168ZM204 191H206V190H204ZM204 191H203V192H204ZM207 191H208V188H207ZM238 191H239V190H238ZM248 191H249V189H248ZM29 192H30V191H29ZM31 192H32V191H31ZM53 192H54V191H53ZM53 192H52V193H53ZM55 192H54V193H55ZM65 192H64V194H66ZM73 192H74V191H72V196L74 195ZM78 192H79V191H78ZM87 192H89V191H87ZM98 192H97V195H98ZM116 192H117V191H116ZM116 192H115V193H116ZM160 192H159V193H160ZM183 192L185 193V191H183ZM203 192H201V193H203ZM232 192H233V191H232ZM232 192H231V193H232ZM236 192H237V190H236ZM251 192H252V191H251ZM26 193H27V192H26ZM26 193H25V190H24V194L27 196ZM32 193H33V192H32ZM35 193H36V192H35ZM35 193H34V194H35ZM41 193H42V192H41ZM58 193H59V192H58ZM74 193H75V192H74ZM76 193H77V192H76ZM90 193H91V192H90ZM92 193H94V192H92ZM95 193H96V192H95ZM112 193H113V192H112ZM117 193H119V191H118ZM129 193H128V194H129ZM134 193H135V191H134ZM134 193L130 196L131 200H132V198L134 199L135 196H136ZM152 193H153V192H152ZM157 193H158V191H157ZM157 193H156V194H157ZM162 193H164V192H162ZM191 193H193V190H191ZM191 193H190V194H191ZM225 193H226V192H225ZM244 193H245V192H244ZM247 193H250V192H247ZM254 193H255V192H254ZM259 193H260V191H259ZM24 194H23V195H24ZM44 194H45V192H44ZM60 194H61V192L59 193V195H60ZM83 194H84V192H83ZM83 194H81V193L79 194V193H78V195H79V199L82 197V196H80V195H83ZM107 194H109V193H107ZM107 194H106V195H107ZM120 194H121V193H120ZM123 194H124V192H122V195H123ZM154 194H155V193H154ZM154 194H153L152 196H154ZM160 194H161V193H160ZM169 194H166V195L168 196ZM171 194H172V193H171ZM194 194H195V193H194ZM194 194H193V195L191 194V195H192V198H193ZM205 194H206V193H205ZM228 194H230V193H228ZM239 194H240V193H239ZM239 194H238V195H239ZM250 194H251V193H250ZM250 194H249V195H250ZM9 195H10V194H9ZM14 195H15V194H14ZM21 195H22V192H21ZM25 195H24V196H25ZM29 195H31V193H30ZM29 195H28V197H29ZM35 195H36V194H35ZM39 195H40V194H39ZM47 195H48V193H47ZM51 195L53 196V194H51ZM59 195H58V196H59ZM62 195H63V194H62ZM62 195H60L59 198L57 197V199H55L57 195H56V196L54 195L55 198L53 199V198L51 197V199H52V201H55L56 203H60V202H59L60 200H61V202H62V200H63L64 198L66 199V197H61ZM70 195H71V193H70ZM85 195H86V194H85ZM109 195H110V194H109ZM117 195H118V194H117ZM122 195H119V197H121ZM133 195H135V196L132 197ZM162 195H163V194H161V196H162ZM164 195H165V194H164ZM200 195H201V194H200ZM200 195H199V197H200ZM203 195H204V193H203ZM203 195H201V198H202ZM206 195H207V194H206ZM212 195H213V194H212ZM214 195H215V194H214ZM225 195H226V194H225ZM252 195H254V194H252ZM252 195H251V196H252ZM258 195H259V194H258ZM263 195H264V194H263ZM24 196H23V197H24ZM31 196H32V195H31ZM43 196H44V195H43ZM48 196H50V194H49ZM54 196H53V197H54ZM92 196H93V195H92ZM98 196H99V195H98ZM98 196H97V197H98ZM114 196H115V195H114ZM114 196H113V194H112V197H114ZM126 196H127V194H126ZM137 196H139V195H137ZM140 196H142V195H140ZM146 196H147V195H146ZM149 196H150V195H149ZM156 196H157V195H156ZM158 196H160V195L158 194ZM161 196H160L159 198H161ZM186 196H189V195H186ZM196 196H197V195H195L194 198H195ZM220 196H221V195H220ZM228 196H229V195H228ZM228 196H227V197H228ZM234 196H235V195H234ZM246 196H247V195H246ZM16 197H17V196H16ZM68 197H69V196H68ZM68 197H67V198H68ZM75 197H76V196H75ZM83 197H85V196H83ZM83 197H82V198H83ZM86 197H87V196H86ZM94 197H95V196H94ZM97 197H96V198H97ZM99 197H101V196H99ZM102 197H103V195H102ZM107 197L109 198L110 196H107ZM107 197H106V198H107ZM119 197H117V199H118ZM122 197H125V195L122 196ZM164 197H165V196H164ZM204 197H205V196H204ZM204 197H203V198H204ZM211 197H212V196H211ZM225 197H226V196H225ZM238 197H240V196H238ZM243 197H244V196H243ZM248 197H249V196H248ZM252 197H253V196H252ZM255 197H256V196H255ZM26 198H27V197H25V199H26ZM31 198H33V197H31ZM41 198H42V194H41ZM41 198H39V199L42 200ZM43 198H45V197H43ZM48 198H49V197H48ZM76 198H77V197H76ZM76 198H75V200H77ZM114 198H116V196H115ZM114 198H113V199H110V200H114ZM127 198H129V196H127ZM136 198H137V197H136ZM154 198H156V197H154ZM165 198H166V197H165ZM169 198H170V197H169ZM189 198H190V197H189ZM194 198H193L192 200H194ZM201 198H199V201H200V200H201V201L205 200V199L202 200ZM22 199H23V198H22ZM36 199H37V198H36ZM39 199H38V200H39ZM45 199H47V198H45ZM68 199H69V198H68ZM70 199H71V198H70ZM90 199H92V198H90ZM103 199H105V198L103 197ZM117 199H116V200H117ZM119 199H120V198H119ZM119 199H118V200H119ZM122 199H123V198H121V200H122ZM157 199H158V198H157ZM161 199H162V198H161ZM163 199H164V198H163ZM216 199H217V198H216ZM221 199H222V198H221ZM232 199H233V198H232ZM256 199H257V198H256ZM260 199H261V198H260ZM262 199H263V198H262ZM15 200H16V199H15ZM27 200H28L27 202H29V200H31V199H27ZM47 200H48V199H47ZM66 200H67V199H66ZM66 200H65V201H66ZM80 200H81V199H80ZM80 200H79V201H80ZM86 200H87V199H86ZM95 200H96V199H95ZM98 200H99V199H98ZM98 200H96V201H98ZM100 200L102 201V199H100ZM107 200H108V199H107ZM110 200H109V201H110ZM129 200H130V199H129ZM134 200H135V199H134ZM137 200H138V199H137ZM139 200H140V199H139ZM151 200H152V198H151ZM158 200H159V199H158ZM196 200H197V197H196ZM211 200H212V199H211ZM229 200H230V199H229ZM242 200H243V199H242ZM249 200H250V198H249ZM48 201H49V200H48ZM48 201H47V202H48ZM50 201H51V200H50ZM63 201H64V200H63ZM65 201H64V202H65ZM88 201H89V200H88ZM88 201H87V203H88ZM92 201H94V200H92ZM92 201H90V203H91ZM123 201H126V200L123 199ZM123 201H122L121 203L124 204ZM127 201H128V199H127ZM127 201H126V203H128ZM143 201H144V200H143ZM160 201H161V200H160ZM207 201H208V200H207ZM246 201H247V199H246ZM253 201H254V199H253ZM261 201H263V200H261ZM18 202H19V200H18ZM18 202H17V200H16L15 203H18ZM20 202H21L22 204H24V203H23L24 200H23V202H22V201H20ZM34 202H35V201H34ZM47 202H46V203H47ZM55 202L53 203L54 205H55ZM64 202H63V203H64ZM66 202H68V200H67ZM69 202H70V200H69ZM69 202H68V203H69ZM77 202H78V201H77ZM84 202H85V201H84ZM113 202H117V201L114 200ZM153 202H154V201H153ZM190 202H191V201H190ZM195 202L197 203V201H195ZM209 202H210V201H209ZM223 202H224V201H223ZM240 202L242 203V201H240ZM244 202H245V200H244ZM258 202H259V203H262V202H260V201H258ZM258 202H254V203L257 204ZM25 203H26V202H25ZM40 203H41V206H38V205L36 204L38 207H34V208H36L35 210H37V209L43 207V206H42V202H40ZM63 203H60V204H58V205H63V206H64ZM73 203H74V202H72V204H73ZM121 203H120V205H121ZM134 203H135V202H134ZM138 203H140V201H139ZM158 203H159V202H158ZM26 204H28V203H26ZM29 204H31V203H29ZM29 204H28V207H29ZM70 204H71V203H70ZM70 204H69V205H66V204H65V205L68 207V209H69ZM76 204H77V203H76ZM76 204H75V207H76ZM79 204H80V202H79ZM79 204H78V206H79ZM85 204H86V202H85ZM88 204H89V203H88ZM91 204H93V203H91ZM91 204H90V205H91ZM114 204H115V203H114ZM116 204H117V203H116ZM123 204H122L121 206H124ZM128 204H129V203H128ZM203 204H206V203H203ZM221 204H222V203H221ZM228 204H229V203H228ZM244 204H245V203H244ZM18 205H19V204H18ZM18 205H17V206H18ZM73 205H74V204H73ZM73 205H72V206H73ZM83 205H84V204H83ZM96 205H97V202H96ZM99 205H101V204H99ZM138 205H139V204H138ZM141 205H142V204L140 203V206H138V209H139V207H141ZM143 205H144V204H143ZM157 205H158V204H157ZM223 205H224V204H223ZM230 205H231V204H230ZM249 205H251V204L249 203ZM252 205H254V204L252 203ZM252 205H251V206H252ZM260 205H261V204H260ZM263 205H264V203H263L261 206H263ZM66 206H65V207H66ZM91 206H92V205H91ZM93 206H94V204H93ZM97 206H98V205H97ZM115 206H116V205H115ZM233 206H234V205H233ZM2 207H3V206H2ZM20 207H21V205H20ZM22 207H23V205H22ZM24 207H25V204H24ZM30 207H31V206H30ZM30 207H29V208H30ZM56 207H57V205H56ZM87 207H88V206H86V208H87ZM95 207H96V206H95ZM125 207H126V205H125ZM156 207H157V206H156ZM212 207H213V206H212ZM231 207H232V206H231ZM244 207H245V206H244ZM246 207H247V205H246ZM3 208L5 209V207H3ZM3 208H1V209L3 210ZM78 208H79V207H78ZM83 208H84V207H83ZM97 208H98V207H97ZM112 208H113V205H112L111 209H112ZM116 208H117V207H116ZM116 208H115V209H116ZM118 208H119V203H118ZM120 208H121V207H120ZM123 208H124V207H123ZM132 208H133V205H132ZM136 208H137V206H136ZM136 208L134 209V212H135V211L137 212ZM158 208H160V207H158ZM236 208H237V207H236ZM242 208H243V207H242ZM71 209H75V208L72 207ZM71 209H70V212H71ZM81 209H82V206H81ZM87 209H88V208H87ZM91 209H92V208H91ZM121 209H122V208H121ZM143 209H144V208H143ZM145 209H147V208H145ZM150 209H152V208H150ZM199 209H201V208H199ZM223 209H225V208H223ZM230 209H231V208H230ZM234 209H235V207H234ZM238 209H239V208H238ZM238 209H236V210H238ZM247 209H248V208H247ZM8 210L10 211V208H9ZM23 210H24V209H23ZM35 210H34V211H35ZM43 210H44V209H43ZM48 210H49V209H48ZM89 210H90V209H89ZM122 210H123V209H122ZM128 210H129V209H128ZM210 210H211V208H210ZM219 210H220V209H219ZM226 210H227V209H226ZM231 210H232V209H231ZM244 210H245V209H244ZM244 210H243V211H244ZM257 210H258V209H257ZM0 211H1V210H0ZM3 211H4V210H3ZM32 211H33V210H32ZM40 211H41V209H40ZM75 211H76V210H75ZM75 211L72 210V213L75 212ZM78 211H79V210L77 209L76 212H78ZM80 211L82 212V210H80ZM90 211H91V210H90ZM90 211H89V212H90ZM115 211H116V210H115ZM117 211H118V210H117ZM119 211H120V210H119ZM124 211H125V210H124ZM132 211H133V209H132ZM140 211H141V210H140ZM140 211H139V215H140V213L142 214V212H143V211H142V212H140ZM146 211H147V210H146ZM152 211H153V210H152ZM205 211H206V209H205ZM214 211H215V210H214ZM232 211H233V210H232ZM240 211H242V210H240ZM263 211H264V210H263ZM5 212L7 213L8 211H5ZM5 212H2V213H4V214L1 215V216H5V215H6ZM35 212H36V213H35ZM35 212H34V213L37 214L38 211H35ZM42 212H43V211H42ZM42 212H41V213H42ZM50 212H51V210H50ZM70 212H69V213H70ZM83 212H85V211H83ZM126 212H129V211H126ZM126 212H124V213H126ZM159 212H160V211H159ZM233 212H234V211H233ZM251 212H252V211H251ZM39 213H40V212H39ZM39 213H38L37 215L40 217V214H41V213H40V214H39ZM43 213H44L43 215L48 216V215H47L48 211H47V213H46V212H43ZM45 213H46V214H45ZM87 213H88V212H87ZM108 213H109V211H108ZM111 213H113V212H111ZM115 213H116V212H115ZM124 213H123V214H124ZM131 213H132V212H131ZM143 213H145V212H143ZM147 213L149 214L150 212L147 211ZM162 213H163V212H162ZM201 213H202V212H201ZM210 213H211V212H210ZM227 213H228V212H227ZM242 213H243V212H242ZM259 213H260V212H259ZM9 214H10V213H9ZM32 214H33V213H32ZM32 214H31V215H32ZM77 214H78V213H77ZM98 214H99V212H98ZM120 214H121V213H120ZM129 214H130V213H129ZM136 214H137V213H136ZM156 214H157V212H156ZM156 214H155V215H156ZM167 214H168V213H167ZM231 214H233V213H231ZM10 215H11V214H10ZM10 215H9V216H10ZM49 215H50V213H49ZM61 215H62V214H61ZM79 215H80V214H79ZM82 215H83V214H82ZM106 215H107V214H106ZM109 215H110V214H109ZM111 215H112V214H111ZM115 215H116V214H115ZM117 215L119 216V212H118ZM117 215H116V216H117ZM126 215L128 216V214H126ZM131 215H132V214H131ZM152 215H153V214H152ZM152 215H151V216H152ZM205 215H206V214H205ZM223 215H225V214H223ZM239 215H240V214H239ZM261 215H262V214H261ZM56 216H57V215H56ZM58 216H59V215H58ZM58 216H57L56 218H55V217H54V218H51V220L49 219V222L44 223V227H45V228L47 229V231L49 232L48 235H40V234H38V233H33V232H31V231H29V230H27V229H25V230L23 229L24 232L21 233V234H16V230H13V231H15V233L12 232L11 229H10V227H9V225H8V227H7V226H6V227L4 226V228H3L2 226H0V227L3 228V230H0V244L2 245V246H0V249H2L3 246H4V248H5V247L7 248V246L10 245L9 243H12V242H16L17 244H18L19 242H23V244H24V243L26 244V248L22 249V251H20V250L17 251L18 249L13 250V251L11 252L13 255H11V256L14 257L15 261H16L17 259H19L18 256H21L23 260H26V261H27V260H29V259L31 258V256H32L34 253H35L34 257H36L37 252L34 251V253H33V247H34L35 242H37V243L39 242V243L42 244V242H47V241H48V242H50L51 244L53 243L54 248L57 247V251H56V252L58 253V256H59V257H58V259H57L56 261H57L58 264H72V262L75 260V257H76V256H75V255H72L71 253H68V252L62 253L61 250H60V248H61V243H62V242H61V241L58 242V240H60V238L57 237L58 240L56 241V240H55V237H54V238L52 237V236H54V235H51V233H53L52 230L55 229V225L58 224V223H57V222H58ZM64 216H65V215H64ZM84 216H85V215H84ZM86 216L88 217V215H86ZM101 216H102V215H99L98 217H101ZM118 216H117V217H118ZM121 216H122V215H121ZM121 216H119V217H121ZM124 216H125V215H124ZM129 216H130V215H129ZM142 216H143V215H142ZM146 216L148 217V215H146ZM232 216H233V215H232ZM232 216H231V217H232ZM234 216H235V215H234ZM244 216H245V214H244ZM5 217H7V216H5ZM10 217H11V216H10ZM28 217H29V215L26 217V218L29 220ZM39 217H38V218H39ZM50 217H51V216H50ZM81 217H83V216H81ZM87 217H85V218H87ZM103 217H104V216H103ZM107 217H108V216H107ZM110 217H111V216H110ZM122 217H123V216H122ZM131 217H132V216H131ZM133 217H134V215H133ZM135 217H137V216H135ZM147 217H146V218H147ZM227 217H228V216H227ZM239 217H243V216L241 215V216H239ZM247 217H248V216H247ZM1 218H2V217H1ZM3 218H4V217H3ZM7 218H8V217H7ZM12 218H14V217L12 216ZM12 218H11V219L9 218V219L12 221ZM30 218H31L32 221H33V215H32V217H30ZM36 218H37V217H36ZM38 218H37L36 220H38ZM47 218H48V217H47ZM60 218H61V217H60ZM63 218H64V217H63ZM105 218H106V216H105ZM105 218H103V219L105 220ZM125 218H126V217H125ZM128 218H129V217H128ZM139 218H140V217H139ZM139 218H138V220H139ZM168 218H169V217H168ZM250 218H251V217H250ZM5 219H6V218H4L3 220H5ZM9 219H8V220H9ZM14 219H15V218H14ZM76 219H77V217H76ZM78 219H79V217H78ZM78 219H77V220H78ZM95 219H96V218H95ZM101 219H102V218H101ZM101 219H99L98 222L104 221V220H101ZM200 219H201V218H200ZM233 219H235V217L232 218V221H234ZM236 219H239V218H236ZM242 219H243V218H241V221H242ZM254 219H255V218H254ZM34 220H35V219H34ZM40 220H41V219H40ZM45 220H46V218H45ZM59 220H60V219H59ZM77 220H75V221H70V220H69L70 222H69V224H68V226H69V227H70V226L73 227V230L75 229V231L80 230V229H81L80 226H82V224H83V223L81 222V220H79V221H77ZM82 220H83V218H82ZM84 220H85V219H84ZM118 220H119V219H118ZM122 220H123V219H122ZM132 220H133V218H132ZM138 220H137V221H138ZM142 220H143V219H142ZM216 220H217V219H216ZM230 220H231V218H230ZM239 220H240V219H239ZM244 220H245V219H244ZM257 220H259V219H257ZM6 221H7V220H6ZM6 221H4V222H6ZM25 221H26V220H25ZM38 221H39V220H38ZM85 221H86V220H85ZM91 221H92V220H91ZM96 221H97V220H95V223H96ZM106 221H107V220H106ZM125 221H126V220L124 219V222H125ZM129 221L132 222L131 220H129ZM155 221H156V220H155ZM164 221H166L165 218H164ZM236 221H237V220H236ZM236 221H234V222H236ZM254 221H255V220H254ZM254 221L252 222V221L250 220V222H252V223H254ZM259 221H260V220H259ZM2 222H3V221H2ZM7 222H8V221H7ZM9 222H10V221H9ZM29 222H31V220H29L27 223H29ZM42 222H43V221H42ZM42 222L40 221V223H42ZM59 222H60V221H59ZM67 222H68V220H67ZM104 222H105V221H104ZM118 222H119V221H118ZM127 222H128V221H127ZM130 222H129V223H130ZM133 222H135V221H133ZM161 222H162V220H161ZM201 222H202V221H201ZM203 222H204V221H203ZM229 222H230V221H229ZM243 222H244V221H243ZM256 222H258V221H256ZM60 223H61V226H63V225H62V220H61ZM122 223H123V222H122ZM125 223H126V222H125ZM141 223H142V222H141ZM213 223H214V222H213ZM245 223H246V222H245ZM252 223H251V224H252ZM260 223H261V222H260ZM3 224H4V223H3ZM3 224H2V225H3ZM5 224H6V223H5ZM20 224H23V223L21 222ZM24 224H25V223H24ZM24 224H23V225H24ZM63 224H64V223H63ZM85 224H86V223H85ZM96 224H99V223H96ZM119 224L121 225V222H120ZM123 224H124V223H123ZM123 224H122V225H123ZM130 224H133V223H130ZM139 224H140V222H139ZM169 224H170V223H169ZM232 224H234V223H232ZM237 224H238V223H237ZM249 224H250V223H249ZM261 224H264V222H262ZM6 225H7V224H6ZM11 225H12V224H11ZM38 225H39V223H38ZM41 225H43V224H41ZM58 225H59V224H58ZM100 225H101V224H100ZM122 225H121V226H122ZM125 225H126V224H124V226H125ZM133 225H134V224H133ZM133 225H131V226L133 227ZM201 225H202V224H201ZM217 225H218V224H217ZM230 225H231V224H230ZM243 225H244V228H245V227H247L248 224H247V225L243 224ZM21 226H22V225H21ZM27 226H28V225H27ZM59 226H60V225H59ZM64 226H65V225H64ZM64 226H63V227H64ZM94 226H95V225H94ZM103 226H104V225H103ZM106 226H107V224H106ZM134 226H136V225H134ZM191 226H192V224H191ZM231 226H232V229H233V225H231ZM237 226H238L237 228L240 229L239 224H238ZM249 226H250V225H249ZM249 226H248V228H249ZM254 226H255V225H254ZM24 227H25V226H23V227H21V228H24ZM37 227H38V226H37ZM42 227H43V226H42ZM44 227H43V228H44ZM69 227H68V228H69ZM83 227H84V226H83ZM83 227H82V228H83ZM96 227H98V226L96 225ZM125 227H127V226H125ZM136 227H137V226H136ZM252 227H253V226H252ZM260 227H263V225L260 226ZM5 228H6V229H5ZM18 228H19V227H18ZM31 228H32V227H31ZM35 228H36V226H35ZM56 228H57V227H56ZM85 228H86V225H85ZM88 228H89V226H88ZM91 228H92V227H91ZM117 228H119L118 225H117ZM122 228H123V227H122ZM138 228H139V227H138ZM140 228H141V227H140ZM144 228H145V227H144ZM166 228H167V227H166ZM180 228H181V227H180ZM241 228H242V226H241ZM244 228H243V229H244ZM250 228H251V226H250ZM250 228H249V230H250ZM41 229H42V228H41ZM46 229H44V230H46ZM71 229H72V228H71ZM93 229L95 230V229H97V228H93ZM101 229H102V228H101ZM120 229H121V227H120ZM126 229L129 230L130 227H129V228H126ZM234 229H236V228H234ZM243 229H242V230H243ZM263 229H264V228H263ZM17 230H18V229H17ZM32 230H33V229H32ZM59 230H60V229H59ZM61 230H62V227H61ZM61 230H60V233H61ZM81 230H82V229H81ZM88 230H89V229H88ZM97 230H98V229H97ZM112 230L114 231L115 228L112 229ZM121 230H122V229H121ZM123 230H124V229H123ZM131 230H132V229H131ZM131 230H130V233H133V230H134V229L132 230V232H131ZM135 230H137V228H136ZM156 230H157V229H156ZM244 230H246V229H244ZM244 230H243V232H244ZM254 230H255V229H254ZM35 231H36V229H35ZM35 231H34V232H35ZM42 231H43V230H42ZM62 231H63V230H62ZM64 231H65V229H64ZM64 231L62 232V234L67 233V232H64ZM126 231H127V230H126ZM126 231L124 230V233H125V234H126ZM139 231H140V230H139ZM144 231H145V230H144ZM234 231H235V230H234ZM256 231H257V229H256ZM258 231H260V229H259ZM258 231H257V233H258ZM38 232H39V231H38ZM58 232H59V231H58ZM99 232H101V231H99ZM114 232H115V231H114ZM114 232H113L112 234H114ZM137 232H138V231H137ZM149 232H150V231H149ZM155 232H156V231H155ZM159 232H160V231H159ZM159 232H158V233H159ZM162 232H163V231H162ZM226 232H227V231H226ZM240 232H241V229H240ZM240 232H239V233H240ZM251 232H252V231H251ZM251 232H250V233H251ZM44 233H45V231H44ZM54 233H55V231H54ZM74 233H75V232H74ZM77 233H78V232H77ZM79 233H80L81 236L85 237V238H84L85 240L88 239V243H89V245H90V247H91L90 251L87 252L88 257L90 258V260H89L90 263H88V264H103L104 261L102 260L103 262H101V260H99V258L102 257V256L100 255L99 258H98V257L96 256V254H98L97 251L100 250V247H101V249H102V246H103V245H101V243L103 242L104 238H106V237H107L109 234H111V233L107 234V236H106V232H105V237H102V238H103L102 242H98V240H97V238H99V237H98V233L91 232V231H87V232H85V231H81V232H79ZM116 233H117V231H116ZM119 233H120V232H119ZM128 233H129V232L127 231V234H128ZM130 233H129L128 235H130ZM174 233H175V232H174ZM210 233H211V232H210ZM241 233H242V232H241ZM245 233H247V232L245 231ZM255 233H256V232H255ZM255 233H254V236L256 235ZM46 234H47V233H46ZM56 234H57V233H56ZM71 234H72V233H71ZM99 234H100V233H99ZM102 234H103V233H102ZM125 234H124V236H125ZM134 234H135V232H134ZM260 234H261V233H260ZM260 234H259V235H260ZM68 235H69V232H68ZM73 235H75V234H73ZM73 235H72V236H73ZM103 235H104V234H103ZM122 235H123V234H122ZM122 235H121V236H122ZM132 235H133V234H132ZM135 235H136V234H135ZM138 235H139V234H138ZM147 235H148V234H147ZM150 235H151V234H150ZM239 235H240V234H239ZM242 235H243V233H242ZM242 235H240V236H242ZM244 235H246V234H244ZM244 235H243V236H244ZM249 235H250V234H249ZM249 235L247 234V236H249ZM259 235H258V237H259ZM56 236H57V235H56ZM59 236H60V235H59ZM72 236H71L70 238H72ZM78 236H79V235H78ZM100 236H101V235H100ZM119 236H120V235H119ZM121 236H120V237H121ZM124 236H122V237H124ZM133 236H134V235H133ZM136 236H137V235H136ZM140 236H141V235H140ZM260 236H262V234H261ZM263 236H264V235H263ZM60 237H61V236H60ZM113 237H114V236H113ZM113 237H111V239H112ZM125 237H126V236H125ZM128 237H129V236H128ZM144 237H146V236L144 235ZM169 237H170V236H169ZM182 237H183V236H182ZM234 237H235V236H234ZM249 237H251V236H249ZM118 238H119V237L117 236V239H118ZM142 238H143V237H142ZM142 238H141V239H142ZM151 238H153V237H151ZM159 238H160V237H159ZM164 238H165V237H164ZM178 238H179V237H178ZM224 238H225V237H224ZM238 238H239V237H237V239H238ZM241 238H242V237H241ZM244 238H245V236H244ZM247 238H248V237H247ZM251 238H252V237H251ZM251 238H250V241L253 239V238H252V239H251ZM254 238H256V240H257V236L254 237ZM262 238H263V237H262ZM107 239H108V237H107ZM113 239H114V238H113ZM119 239H120V238H119ZM119 239H118V240H119ZM138 239H139V238H138ZM148 239H150V238H148ZM237 239H236V240H237ZM239 239H240V238H239ZM245 239H246V238H245ZM80 240H82V239H80ZM99 240H100V239H99ZM105 240H106V239H105ZM109 240H110V237H109ZM114 240H116V238H115ZM123 240H124V239H123ZM123 240H121V242H122ZM125 240H126L127 244H128V241H132V243H133V240H128V241H127V238H125ZM134 240H135V239H134ZM143 240H144V239H143ZM143 240L141 241V243L143 242ZM157 240H158V239H157ZM159 240H160V239H159ZM165 240H166V239H165ZM167 240H168V239H167ZM170 240H172V239H170ZM242 240H244V239L242 238ZM246 240H247V239H246ZM82 241H83V240H82ZM146 241H147V240H146ZM150 241H151V240H150ZM220 241H221V240H220ZM225 241H227V240H225ZM244 241H245V240H244ZM244 241H242L241 243L239 242V243H240V244H243ZM247 241H248V240H247ZM253 241H254V239H253ZM60 242H61V243H60ZM86 242H87V241H86ZM86 242H84V244H85ZM111 242H112V241H111ZM111 242H108V243H111ZM114 242H115V241H114ZM119 242H120V240H119ZM119 242L117 241V242H115V243H117V245H119V244H118ZM126 242L124 241V243H126ZM172 242H173V241H172ZM174 242H175V241H174ZM221 242L223 243V241H221ZM221 242H220V243H221ZM228 242H229V241H228ZM237 242H238V241H237ZM254 242H256V241H254ZM254 242H253V243H254ZM39 243H38V244H39ZM50 243H49V244H50ZM59 243H60V244H59ZM103 243H104V242H103ZM103 243H102V244H103ZM108 243H105V244H107V247H108ZM122 243H123V242H122ZM132 243H131V245H132ZM136 243H137V241H136ZM145 243H147V242H145ZM222 243H221V244H222ZM225 243H226V242H224V244H225ZM234 243H235V242H234ZM239 243H238V244H239ZM253 243H252V244H253ZM258 243H259V242H258ZM8 244H9V245H8ZM20 244H21V243H19L18 245H20ZM23 244H21V245H23ZM38 244H37V245H38ZM41 244H40V246H41ZM44 244H46V243H43V245H44ZM127 244H126V245H127ZM129 244H130V243H129ZM134 244H135V243H134ZM139 244H140V243H139ZM143 244H144V243H143ZM143 244H142V245H143ZM148 244H149V243H148ZM154 244H155V243H154ZM156 244H157V242H156ZM161 244H162V243H161ZM229 244H230V243H229ZM235 244H237V243H235ZM238 244H237V245H238ZM255 244H256V243H255ZM259 244H260V243H259ZM15 245H16V244L14 243V246H15ZM18 245H17V246H18ZM21 245H20V249H21ZM43 245H42V246H43ZM46 245H47V246H50V245H48V244H46ZM86 245H87V244H86ZM111 245H112V244H111ZM117 245H116V246H117ZM123 245H124V244H123ZM126 245H125V247H124V246H122V247H124V249H125V248H126ZM137 245H138V244H137ZM144 245L146 246V244H144ZM222 245H223V244H222ZM257 245H258V244H256L255 249L257 248ZM263 245H264V244H263ZM11 246H12V245H11ZM17 246H16V247H17ZM47 246H46V247H47ZM62 246H63V245H62ZM64 246H65V245H64ZM105 246H106V245H105ZM105 246H104L103 248H106ZM109 246H110V244H109ZM116 246H115V247H116ZM155 246H156V245H155ZM160 246H161V245H160ZM226 246H227V244H226ZM226 246H225V248H226ZM239 246H240V245H239ZM242 246H243V245H242ZM245 246H246V245H245ZM248 246H249V244H248ZM258 246L260 247V245H258ZM24 247H25V246H24ZM46 247H45V249H46ZM65 247H66V246H65ZM110 247H111V246H110ZM122 247H120V248H122ZM128 247H130V246L128 245ZM132 247H135V246L132 245ZM136 247H137V246H136ZM138 247H139V246H138ZM138 247H137V249H138ZM142 247H143V246H141L140 248H142ZM147 247H148V246H147ZM158 247H159V246H158ZM161 247H162V246H161ZM223 247H224V246H223ZM229 247H230V246H229ZM232 247L235 248L236 246H232ZM252 247H253V246H252ZM12 248H14V247H12ZM50 248H51V246H50ZM50 248H48V249H46V250L44 249V252L39 253V254L37 255V256L40 258L39 260H41V257H42V255H44V254H47V256H49V259H50V258H53V251H51ZM52 248H53V246H52ZM54 248H53V249H54ZM140 248H139V249H140ZM144 248H145V247H144ZM144 248H143V249H144ZM152 248H154L153 245H152ZM238 248H239V247H238ZM250 248H251V247H250ZM262 248H263V247H262ZM34 249H35V248H34ZM68 249H69V248H68ZM146 249H147V248H146ZM154 249H155V248H154ZM156 249H157V248H156ZM218 249H219V248H218ZM226 249H227V248H226ZM226 249H225V250H226ZM229 249L231 250V248H229ZM255 249H254V251H255ZM258 249H259V248H258ZM4 250H5V249H4ZM4 250H3V251H4ZM6 250H7V249H6ZM6 250H5V251H6ZM8 250H9V249H8ZM69 250H70V249H69ZM96 250H97V251H96ZM104 250H106V249H104ZM104 250H103V251H104ZM117 250H119V249L117 248ZM125 250H126V249H125ZM127 250H129V249H127ZM133 250H135V249L133 248ZM141 250H142V249H141ZM158 250H160V248H159ZM214 250H215V249H214ZM223 250H224V249H223ZM233 250H234L233 252H235V249H233ZM236 250H237V249H236ZM240 250H242V249L240 248ZM245 250H246V248H245ZM248 250H249V248L246 250V252H248ZM252 250H253V249H252ZM256 250H257V249H256ZM261 250H263V249H261ZM3 251H0V252H3ZM38 251H39V250H38ZM65 251H67V250H65ZM75 251H76V250H75ZM82 251H83V250H82ZM103 251H102V252H103ZM111 251H112V253H113V250H112V249H111ZM114 251H115V249H114ZM123 251H124V250H123ZM136 251H137V250H136ZM145 251H146V250H145ZM219 251H220V250H219ZM221 251H222V250H221ZM226 251H228V250H226ZM238 251H239V250H238ZM243 251H244V250H243ZM249 251H250V250H249ZM258 251H259V250H258ZM9 252H10V251H9ZM69 252H70V251H69ZM99 252H100V251H99ZM116 252H117V251H116ZM121 252H122V251H121ZM125 252H127V251H125ZM130 252H131V251H130ZM130 252H128L127 255H128ZM151 252H153V251L151 250ZM233 252H232V253H233ZM239 252L241 253V251H239ZM239 252H237V253H238V255L240 256L241 254H239ZM252 252H253V251H251V253H252ZM263 252H264V251H263ZM32 253H33V254H32ZM57 253H56V254H57ZM81 253H82V252H81ZM105 253H106V252H105ZM110 253H111V252L109 251V254H110ZM122 253H124V252H122ZM142 253H143V252H142ZM147 253H148V251H147ZM147 253H146V254H147ZM156 253H157V252H156ZM218 253H219V252H218ZM223 253H224V252H223ZM235 253H236V252H235ZM243 253H244V252H243ZM251 253H250V254H251ZM256 253H257V252H256ZM0 254H1V253H0ZM31 254H32V255H31ZM76 254H78V251H77ZM107 254H108V252H107ZM107 254H106V255H107ZM138 254H139V253H138ZM226 254H227V252H226ZM230 254H231V253H230ZM230 254H229V256H230ZM233 254H234V253H233ZM252 254H253V253H252ZM254 254H255V253H254ZM254 254H253V255H254ZM258 254H259V253H258ZM2 255H3V254H2ZM17 255H18V256H17ZM102 255H104V254H102ZM112 255H115V254H112ZM112 255H110V256L112 257ZM117 255H118V254H117ZM119 255H120V254H119ZM119 255H118V256H119ZM122 255H123V254H122ZM136 255H137V254H136ZM148 255H149V256H147V257L152 256L151 254H148ZM224 255H225V253H224L223 255H221V256H220L221 259H220V258H219V259L222 260V257H223ZM238 255H237V256H238ZM244 255H246V254H244ZM248 255H249V254H248ZM262 255H263V254H262ZM15 256H17L18 258H15ZM107 256H109V255H107ZM120 256H121V255H120ZM130 256L132 257V255H130ZM130 256H129V257H130ZM133 256H134V255H133ZM137 256H138V255H137ZM137 256H136V257H137ZM140 256H141V255H140ZM218 256H219V254H218ZM229 256H226V257H229ZM234 256H235V254H234ZM237 256H236V257H237ZM249 256H250V255H249ZM256 256H258V255H256ZM256 256H255V258H256ZM32 257H33V256H32ZM111 257H110V259H111ZM115 257H116V256H115ZM127 257H128V256H127ZM134 257H135V256H134ZM136 257H135V259H137ZM147 257H146V258H147ZM154 257H155V256H154ZM231 257H233V256H231ZM231 257H229V258H231ZM54 258H57V256L54 257ZM76 258H77V257H76ZM78 258H79V257H78ZM103 258H104V256H103ZM107 258H108V257H107ZM113 258H114V257H113ZM119 258H120V257H119ZM119 258H118V259H119ZM125 258H126V256H125ZM125 258H123V259H125ZM142 258H143V257H142ZM142 258H141V259H142ZM223 258H224V257H223ZM243 258H244V257H243ZM246 258H247V255H246ZM252 258H253V257H252ZM252 258H251V259H252ZM4 259H5V258H4ZM49 259L46 260V261L42 260V262L39 261L38 264H47V263H50V260H49ZM80 259H81V258H80ZM105 259H106V258H105ZM105 259H104V260H105ZM108 259H109V258H108ZM108 259H107V261L109 262ZM116 259H117V258H116ZM116 259H115V261H116ZM118 259H117V260H118ZM138 259H139V257H138ZM239 259H241V258H239ZM239 259H238V261H239ZM247 259H248V258H247ZM253 259H254V258H253ZM260 259H261V258H260ZM263 259H264V258H263ZM76 260H77V259H76ZM82 260H83V259H82ZM112 260H113V259H112ZM121 260H122V259H121ZM139 260H140V259H139ZM143 260H144V259H143ZM147 260H148V259H147ZM225 260H226V259H225ZM225 260H224V261H225ZM228 260H230V259H228ZM236 260H237V259H236ZM243 260H244V259H243ZM255 260H256V259H255ZM10 261H14L13 258H11ZM29 261H31V260H29ZM33 261H34V260H33ZM35 261H36V260H35ZM51 261H52V260H51ZM53 261H54V260H53ZM53 261H52V262H53ZM80 261H81V260H80ZM110 261H111V260H110ZM119 261H120V260H119ZM150 261H153V260H150ZM150 261L148 260V264H149ZM217 261H219V260H217ZM231 261H232V260H231ZM245 261H246V260H245ZM247 261H249V260H247ZM256 261H257V260H256ZM261 261H262V260H261ZM54 262H55V261H54ZM74 262H75V261H74ZM117 262H118V261H117ZM122 262H123V260H122ZM124 262H125V261H124ZM239 262H241V261H239ZM242 262H243V261H242ZM251 262H252V261H251ZM258 262H259V261H258ZM7 263H8V262H7ZM11 263H12V262H11ZM11 263H10V264H11ZM35 263H36V262H35ZM55 263H56V262H55ZM75 263H77V262H75ZM113 263H114V261H113ZM139 263H140V262H139ZM154 263H155V262H154ZM157 263H158V262H157ZM235 263H236V262H235ZM248 263H249V262H248ZM252 263H253V262H252ZM0 264H5V261L1 260V261H0ZM14 264H16V263H14ZM17 264H18V263H17ZM22 264H23V263H22ZM82 264H83V263H82ZM104 264H105V262H104ZM107 264H110V263H107ZM123 264H124V263H123ZM134 264H135V263H134ZM137 264H138V263H137ZM142 264H145V263H142ZM215 264H216V262H215ZM218 264H219V262H218ZM241 264H242V263H241ZM250 264H251V263H250ZM256 264H257V262H256Z\"/></svg>","mask_w":264,"mask_h":264}]
</instances>
